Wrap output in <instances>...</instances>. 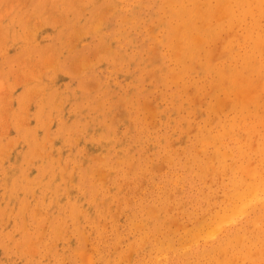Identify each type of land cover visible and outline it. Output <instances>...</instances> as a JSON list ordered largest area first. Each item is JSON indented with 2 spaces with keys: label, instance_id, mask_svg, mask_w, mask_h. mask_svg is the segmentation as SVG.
I'll return each mask as SVG.
<instances>
[{
  "label": "rangeland",
  "instance_id": "obj_1",
  "mask_svg": "<svg viewBox=\"0 0 264 264\" xmlns=\"http://www.w3.org/2000/svg\"><path fill=\"white\" fill-rule=\"evenodd\" d=\"M110 1V3L108 5V7H106V5L108 4V2ZM127 1V3H126ZM136 1H139L138 3H140L138 5V3ZM159 1V2H158ZM164 0H58V2H56L55 0H0V221H4V222H0V233H2V230H9V227H11V229L5 234L2 233L0 235V241L2 242V245L0 243V263L2 264H20L19 262H21V264H38L37 262H39V264H72V261L75 259L73 262V264H79L81 260V258L83 259H87L88 256L90 257V259L88 258L87 261H89V264H98L97 262H99V264H106V260L107 258L109 259L107 262V264H155V260L153 259V256H157L159 253V251H161L160 249H158L157 247H155V245L159 246L161 242H164L165 240H167L168 238H170V242L172 243V245L176 248V250L181 251V246L184 244V242L182 243V233L183 232V228H181L182 226H180V224L184 225V222L186 225H191L193 223L194 220H200L202 219V213H200V211L204 212L203 210V206L205 205V200L202 198V201L199 203L198 199L200 197H203L204 195H201L198 191L197 187H204L205 183H203L202 185H196L193 184L191 185V181L193 180H197L199 175H200V170H199V165H200V161H203L204 157L207 160V156L204 155V151L203 150V146L201 147V145L203 144V139L205 137V135H207V133L210 134V132H214L216 131V128L221 124L220 122H224L225 116H231V114H233V111L229 109V107L231 106L230 101L226 100L228 97H217L219 93H222L221 90L219 89L220 86L217 83L216 80V76H215V71L213 69H205L204 67L206 64H209L211 66L217 64L216 62H221L224 63L226 59L223 58H227L228 53L226 52L224 48V43L226 41V39H229L230 35H227V32L225 31V33H223L225 30L224 28L222 29V27L219 30L218 24L216 21V18L219 17H214L213 19L209 20L208 23L210 24V26H212V29L216 28V30H218L219 32L217 34L220 35H214V37H211L212 40L210 41L211 38H206V31H207V27H206V22H204L203 24V19L201 16H196L193 20L192 23L194 26L198 27L199 29V34L201 35V37H203L204 35V41L206 40L209 44V46H207L208 44L205 43L204 41H200V45H202V47H206L205 49L203 47V49L198 52H202V53H197L198 56H196L197 58L194 59H189V58H183L182 56L179 55L180 53V48L182 46V41H183V33L181 34V32L183 31L182 27H177L180 24V21L175 15V13L173 12L174 9L173 8H180V7H184V8H191V7H195L192 6L193 1L191 0H176V2L174 0H166L165 3H163ZM196 3L199 2L196 6V8H198L201 11H204L205 5H210L212 3H214V0H210L211 2H209V0H207L206 2H204L205 0H195ZM213 1V2H212ZM16 2V3H15ZM55 2V3H54ZM87 2V3H86ZM120 2V3H118ZM132 2L137 3V4H132ZM162 2V3H160ZM185 4L183 5L182 4ZM11 3V4H10ZM115 3V5H113ZM160 3V4H159ZM169 3V4H168ZM171 3V4H170ZM174 5H173V4ZM178 3H181L182 6ZM188 3V4H187ZM74 4V5H73ZM123 4V5H120ZM165 6H163V5ZM204 4V6H203ZM113 5V8L111 10V7ZM119 5V6H118ZM125 5V6H124ZM128 5V6H127ZM131 5V6H130ZM169 5H171V7L169 8ZM187 5V6H186ZM9 6V7H8ZM11 6V7H10ZM117 6V7H116ZM127 6V7H126ZM133 6V7H132ZM137 6V7H136ZM149 6V7H148ZM163 6V10L162 7ZM178 6V7H177ZM104 7V8H103ZM116 7V8H115ZM124 9H123V8ZM127 9H126V8ZM129 7H132L131 9ZM165 7H167L166 9H164ZM201 7V8H200ZM57 8V9H55ZM104 10H103V9ZM109 8V9H108ZM118 8V9H117ZM148 8V9H147ZM169 8V9H168ZM5 9H10L8 12H6ZM99 9H102L101 11ZM111 10V12L107 10ZM114 9V10H113ZM158 9V10H157ZM5 12H4V11ZM99 10V11H98ZM116 10V11H115ZM165 10V11H164ZM167 11H172L171 12H166ZM97 11V12H95ZM107 11V12H106ZM164 11V12H163ZM100 12V13H99ZM101 12H103V14H101ZM106 12V13H104ZM113 12V13H112ZM141 12V13H140ZM158 12V13H157ZM165 13L162 14L161 13ZM99 19H96V16ZM126 13H129V16H126V19L124 18L125 16H123L124 14L127 15ZM160 13V14H159ZM168 13V14H167ZM171 15H170V14ZM106 14V15H105ZM107 14L108 15L107 17ZM167 14V15H166ZM28 15V16H27ZM173 15V16H172ZM3 16V17H2ZM27 16V17H26ZM79 18H78V17ZM105 17L103 18V20H101V17ZM167 16V18H166ZM56 17V18H55ZM81 17V19H80ZM118 17V19H117ZM128 17V18H127ZM158 17H160L158 19ZM26 18V20H25ZM55 18V19H54ZM124 18L123 22L122 19ZM138 18V19H137ZM165 18V21H162V19ZM21 19V20H20ZM78 19V20H77ZM121 19V20H120ZM129 19V20H128ZM133 19V20H132ZM158 19V23H156ZM178 19L177 22H175ZM215 19V20H214ZM75 20V22H74ZM97 20L101 21L100 23V27L101 25H103L100 29L99 27H97L99 29V32H95L96 28H94L95 30L93 31V27H95L96 24H99L97 22ZM128 20V22H127ZM135 20V21H134ZM153 20V21H152ZM164 20V19H163ZM170 20V21H169ZM201 20V21H199ZM11 21V22H10ZM94 23H93V22ZM108 21V22H107ZM133 21V23H132ZM140 21V22H138ZM156 21V22H155ZM199 21V22H197ZM26 22V23H25ZM39 22V24H38ZM151 22V23H150ZM164 22V23H162ZM96 23V24H95ZM108 25H107V24ZM123 23V24H122ZM154 23V24H153ZM92 24L94 25L92 28H89L92 26ZM121 24V25H120ZM133 24V25H132ZM136 24H138V26H136ZM156 24V26H155ZM203 24V26H201ZM36 25V26H35ZM39 25V26H38ZM153 25V26H152ZM165 25V26H163ZM167 25V26H166ZM177 25V26H176ZM27 26V27H26ZM38 26V28H37ZM41 26V27H40ZM75 26H79L80 28V32H77L79 29ZM141 26V27H140ZM148 26V27H147ZM172 26V28H171ZM36 27V29H35ZM40 27V28H39ZM47 27V29H46ZM56 27V28H55ZM150 27H153V29L150 31ZM164 27V29H163ZM174 27V29H173ZM218 27V28H217ZM34 28V30L32 29ZM53 28V29H51ZM74 28V30H73ZM121 30H120V29ZM125 28V29H124ZM127 28V29H126ZM131 28V29H130ZM149 28V29H148ZM156 28V29H155ZM177 30L178 31H173V30ZM205 28V29H204ZM30 29V30H29ZM82 29V30H81ZM120 30L122 32V30L124 29V31L122 33H120V31L118 32V30ZM155 29V30H154ZM160 31H159V30ZM173 29V30H172ZM213 29V31H215ZM239 29V28H237ZM35 32H33V31ZM49 30V31H47ZM73 30V31H72ZM89 30V31H88ZM170 30V31H169ZM172 30V31H171ZM222 30V31H221ZM5 33H4V32ZM30 31V32H29ZM39 31V32H38ZM75 31V34H74ZM91 31V32H90ZM106 31V32H105ZM130 31V32H129ZM152 33L150 34L149 33ZM154 34H153V32ZM158 31V32H156ZM163 31V32H162ZM70 32L71 35L69 34ZM77 32V33H76ZM81 32L83 36H81ZM130 34H129V33ZM157 35H156V33ZM167 32V34H165ZM170 32V33H169ZM3 33L5 35H3ZM21 33V34H20ZM47 33V34H45ZM78 33L80 36H78ZM96 33V34H95ZM120 33V34H118ZM128 33V34H127ZM145 33V34H144ZM204 33V34H203ZM10 34V35H9ZM34 35V37H32ZM39 34L41 35L39 37ZM50 36H49V35ZM77 34V35H76ZM116 34V35H115ZM125 34V36H124ZM127 34V36H126ZM150 34V35H149ZM174 34V37H173ZM178 34V35H177ZM222 34V35H221ZM224 34V35H223ZM226 34V35H225ZM228 34H230V32H228ZM10 37H9V36ZM100 35V36H98ZM119 35V36H118ZM149 35V36H148ZM157 36V37H153L152 36ZM171 35V36H170ZM177 35V36H175ZM4 36L6 38H4ZM44 36V37H43ZM47 36H49L47 38ZM61 36V37H60ZM70 36V37H69ZM76 36V37H75ZM116 36V37H115ZM119 38H118V37ZM182 36V37H181ZM220 38L222 37V39L220 40ZM226 36H228V38H226ZM28 37V38H27ZM41 39L43 37V39ZM82 37V38H80ZM104 37V38H103ZM107 39H106V38ZM115 37V38H114ZM128 37V38H127ZM159 37L160 40H158L157 38ZM33 38V39H32ZM45 38V40H44ZM47 38V39H46ZM67 38V39H66ZM78 38V39H77ZM91 38V39H90ZM118 38V39H117ZM125 38V39H124ZM215 38V39H214ZM218 38V40H216ZM231 38V37H230ZM4 39V40H3ZM25 39V40H24ZM27 39L29 41H27ZM70 40V42H67L66 40ZM81 39V40H80ZM106 39V40H105ZM110 39V40H109ZM114 39V40H113ZM169 39V40H168ZM201 38H199L200 40ZM6 40V41H5ZM12 40V41H11ZM14 40V42H13ZM21 40H23V44L27 46L23 45ZM32 40V41H31ZM34 40H37L36 42H34ZM68 40V41H69ZM74 40V41H72ZM216 40V44H214V41ZM26 41V42H25ZM87 41V43H86ZM156 42V45L158 47L153 48L155 45H152L153 42ZM160 41V42H159ZM162 41V42H161ZM171 41V42H170ZM219 41V43H218ZM221 41V42H220ZM11 42V43H10ZM19 42V43H18ZM34 42V43H33ZM82 44H81V43ZM107 46H106V43ZM108 42H110L108 44ZM114 42V43H112ZM151 45H149L148 43ZM176 42V43H175ZM191 42H194L193 40H191ZM4 43V44H3ZM29 43V44H28ZM33 43V44H32ZM78 45H76V44ZM79 43V44H78ZM85 43V44H84ZM129 43V44H128ZM172 44V46L170 44ZM196 43V42H195ZM204 43V44H202ZM35 44V45H34ZM64 44V45H63ZM71 44V45H70ZM101 44L104 45V51H108V52H104L101 48ZM138 44V45H137ZM207 44V45H206ZM213 44V46L211 45ZM11 45V46H10ZM33 45V46H32ZM178 45V46H177ZM206 45V46H205ZM217 45V46H216ZM23 46V47H21ZM30 46V47H29ZM71 48H68V47ZM112 46V47H111ZM192 46H196V44H193ZM211 46V47H210ZM25 47V50H23ZM28 47V48H27ZM127 47V48H126ZM162 47V48H160ZM164 47V48H163ZM169 47V48H168ZM216 47V48H215ZM5 48V49H4ZM22 48V49H20ZM50 48V49H49ZM97 51H96V49ZM100 48V49H99ZM107 48V49H106ZM112 50H111V49ZM150 48V50H149ZM166 48V49H165ZM172 48V49H171ZM177 48V49H176ZM214 48V50H213ZM47 49H49V51H47ZM55 49V52L54 50ZM57 49V50H56ZM64 49V50H63ZM95 49V50H94ZM163 49V50H162ZM169 49V50H168ZM209 49V50H208ZM94 50V51H92ZM101 50L103 51L101 53ZM111 50V52H110ZM130 52H129V51ZM176 50V51H175ZM219 50V51H218ZM64 53H62V52ZM122 51V52H121ZM127 51V52H126ZM143 51V52H142ZM148 51V53H147ZM151 51H155L151 54ZM167 51L168 54H167ZM208 51H211L213 53H209ZM217 51V52H216ZM49 56H53L52 60L54 62L53 67H52V63L49 64V62L47 61L48 59L46 56L48 53ZM90 52V54H89ZM92 52V53H91ZM97 52V53H96ZM117 52V53H115ZM143 54H142V53ZM157 52V57H156V53ZM166 52V54H165ZM174 52H175V56H174ZM206 52V53H205ZM220 52V55H218ZM108 53V54H107ZM141 53V55H140ZM223 53V55H222ZM46 54V55H45ZM87 54L88 58H86L87 56L85 55ZM116 54H124V57L119 58L118 55ZM148 54V56H146ZM159 54V56H158ZM172 54V55H171ZM205 54V55H204ZM211 54V55H210ZM214 54V55H213ZM45 55V56H44ZM56 55V56H55ZM81 55V56H80ZM84 55V56H83ZM117 58H115L116 56ZM154 57L156 59H152L151 56ZM222 55V56H221ZM56 58H55V57ZM61 56V57H59ZM92 56V57H91ZM172 56V57H171ZM200 56V57H199ZM211 57V59L209 57ZM226 56V57H225ZM79 57V58H77ZM82 61L87 62V64L85 62L82 63ZM95 57V58H94ZM99 57L101 59H99ZM150 57V58H149ZM164 57V58H163ZM217 57V60L215 61L214 59ZM6 58L7 60L4 61ZM46 58V59H44ZM76 58V59H75ZM93 58V59H92ZM109 58V59H108ZM207 60H206V59ZM44 59V60H43ZM50 59V57H49ZM71 59V62H69ZM75 59V61H74ZM80 59V60H79ZM99 59V60H98ZM173 59V60H172ZM201 59L200 62L198 60ZM210 59V62H209ZM219 59V60H218ZM222 59V60H221ZM52 60L50 59V62H52ZM80 61L81 64L78 65ZM168 60V62H167ZM169 60H172L169 61ZM176 60V61H174ZM188 60V61H187ZM192 63H191V61ZM208 62H206V61ZM90 61V62H89ZM95 62V64H92V62ZM100 61H104L103 63ZM123 61V62H122ZM132 61V62H131ZM177 61L178 64L180 63V65H177ZM196 61V62H194ZM93 62V63H94ZM149 62V63H147ZM151 62V63H150ZM170 62V64H169ZM175 62V63H174ZM56 63V65H55ZM187 63H189L187 65ZM193 63L195 64L193 66H191V64L193 65ZM47 64V65H46ZM82 64H86L83 65ZM91 64V65H90ZM97 64V65H96ZM108 64V65H107ZM146 64V65H145ZM75 65L81 67L76 69ZM100 65V66H99ZM175 65V66H174ZM44 66V67H43ZM91 68H90V67ZM95 66V67H94ZM130 66V67H129ZM140 66V67H139ZM145 66V67H143ZM154 66V67H153ZM163 70H162V67ZM170 66V67H169ZM177 66V67H176ZM71 67V68H70ZM83 67V68H82ZM85 67V68H84ZM89 67V68H88ZM94 67V68H93ZM98 67V68H97ZM107 67V68H106ZM110 67V68H109ZM114 67V68H113ZM166 67V68H165ZM169 67V68H168ZM199 69H197V68ZM49 68V69H47ZM113 70H112V69ZM170 68H173L174 70L176 69L175 74H173L172 72L174 70ZM183 68V69H182ZM191 68V69H188ZM202 68V69H201ZM53 69V70H52ZM76 69V70H74ZM108 69V70H107ZM124 69V70H123ZM145 69V71H144ZM154 69L152 72L150 70ZM193 69L195 71H193ZM55 70V71H54ZM75 72H74V71ZM79 70V72L77 73V71ZM98 70V71H97ZM179 70V71H178ZM181 70V71H180ZM187 70V71H186ZM190 70V71H189ZM51 71V72H49ZM85 71V73H84ZM101 71V73H100ZM104 71V72H103ZM150 71V73H148ZM155 71H157V75L155 76ZM197 71V72H196ZM201 71V72H200ZM206 71V72H205ZM6 72V73H4ZM32 72V73H31ZM59 72V73H58ZM117 72V73H116ZM162 74H161V73ZM192 72H194L195 74H193ZM208 72V74H206ZM214 73L211 75V73ZM50 73V74H49ZM57 73V74H56ZM104 74L100 75V74ZM119 73V74H118ZM180 73V76H179ZM203 73V74H202ZM206 75H205V74ZM6 74V75H5ZM63 74V75H62ZM96 74V75H95ZM99 74V75H98ZM126 74V75H125ZM131 74V75H130ZM143 74H149V75H144ZM165 74V75H164ZM173 76H177L176 77H172ZM49 77H48V76ZM106 75V76H105ZM159 75V76H158ZM170 75V76H168ZM184 75V76H183ZM187 75V76H186ZM202 75V76H201ZM211 75V76H210ZM26 76V77H25ZM55 76V77H54ZM57 76V78H56ZM111 76V77H110ZM114 76V77H113ZM132 76V77H131ZM186 76V77H185ZM194 77L195 82L197 83H202V87H200V84H197L193 81ZM196 76V78H195ZM214 76V77H213ZM44 77V78H43ZM47 77V78H46ZM53 80H52V78ZM92 77V79H91ZM96 77V78H95ZM104 77V78H103ZM158 77V78H157ZM170 77V78H169ZM172 77V78H171ZM181 77V78H180ZM200 77V79H199ZM46 78V80H45ZM56 78V79H54ZM65 78V79H64ZM98 78V79H97ZM102 78V79H100ZM115 78V79H114ZM152 78V79H151ZM169 78V79H168ZM176 78V79H174ZM188 80H191L187 81ZM44 79V80H43ZM51 82H49L48 81ZM62 79V80H61ZM64 79V80H63ZM93 79L95 80V83L93 82ZM97 79V80H96ZM100 79V80H99ZM114 81H112V80ZM158 79V81H157ZM168 79V80H167ZM172 79V80H171ZM174 79V80H173ZM183 79V80H182ZM213 79V81L211 80ZM37 82H36V81ZM122 82H121V81ZM126 80V81H125ZM130 80V82H129ZM167 80V81H166ZM177 80V81H176ZM199 80V81H198ZM201 80V81H200ZM205 80V81H204ZM207 80V81H206ZM214 83V85L210 84L212 83L211 81ZM2 81V82H1ZM48 81V82H47ZM55 81V82H53ZM97 81V83H96ZM110 81V82H109ZM112 81V82H111ZM153 81V82H152ZM174 82L176 84V82H178L176 85L172 82ZM216 81V82H215ZM27 82V84H26ZM31 82V83H30ZM58 82V83H57ZM65 84H64V83ZM88 82H91L90 84ZM102 82V85L101 83ZM162 82V83H161ZM170 82V83H169ZM185 82V84H184ZM207 82V83H205ZM210 82V83H209ZM56 83V84H55ZM62 83V85H61ZM88 83V85H87ZM137 83V84H136ZM146 87H145V84ZM151 83V84H150ZM154 83V84H153ZM160 83V84H159ZM186 83L188 85H186ZM52 84V85H51ZM55 84V85H53ZM91 84L96 85L93 89V87L91 86ZM175 86H174V85ZM40 85V86H39ZM51 85V86H50ZM59 85V86H58ZM65 85V86H63ZM102 88H101V86ZM121 85V86H120ZM124 85V86H123ZM131 85V86H130ZM163 85V86H161ZM171 85V86H170ZM208 85L209 88L207 87ZM31 86V87H30ZM35 92L33 91L34 88ZM44 86V87H43ZM57 86V87H56ZM130 86V87H129ZM139 86V87H138ZM148 86V87H147ZM168 86V87H165ZM184 91L187 90V92L185 93ZM199 86V87H198ZM30 87V89H29ZM76 87V88H75ZM134 87V88H132ZM156 87V89H155ZM173 87V88H172ZM178 87V88H177ZM194 89H193V88ZM204 87V88H203ZM29 90H28V89ZM70 88V90H69ZM73 88V89H72ZM79 90H78V89ZM91 88V91L90 89ZM125 88V89H124ZM127 88V89H126ZM131 88V89H130ZM142 90H141V89ZM166 88V89H164ZM171 91H168L170 90ZM181 88V89H180ZM190 88V89H189ZM192 88V89H191ZM207 88V90H206ZM26 89L28 94L30 92L33 91L32 94H35L36 97H30V94L26 95ZM43 89V90H42ZM48 89V90H47ZM110 89V91H109ZM137 89V91H136ZM140 89V90H139ZM174 89V90H173ZM201 89V90H199ZM205 89V90H204ZM217 89V90H216ZM31 90V91H30ZM39 90V91H38ZM128 90V91H127ZM133 90H135V92L133 93ZM179 90V92H178ZM182 90L184 93H182ZM43 91V92H42ZM63 91V92H61ZM68 91V92H67ZM75 91V92H73ZM95 91V92H94ZM121 91V93H120ZM126 91V92H125ZM173 91V92H172ZM188 91L190 93H188ZM203 91V93H201ZM206 93H205V92ZM215 91V92H214ZM218 94H217V92ZM37 92V94H36ZM42 92V93H41ZM56 92V94H55ZM125 92V94H124ZM153 92V94H152ZM171 92V93H170ZM25 93V94H24ZM58 93V94H57ZM62 93V94H60ZM69 93V94H68ZM129 93V97L126 99V97L128 96ZM133 93V94H132ZM159 93V95H157ZM165 93V94H164ZM167 93V94H166ZM192 93V94H191ZM193 93H196L195 95ZM197 93L199 95H197ZM24 94V97L23 95ZM31 94V95H32ZM55 94V95H54ZM97 94V95H96ZM120 94H124V99H121L122 102L124 101V103L121 102V100L119 99L121 97ZM182 94V95H181ZM187 94H189V97H187ZM204 94L206 96H204ZM223 94V93H222ZM43 95V96H41ZM58 95V97H57ZM111 95V96H110ZM113 95V96H112ZM139 95V96H138ZM141 95V96H140ZM149 95V96H147ZM154 95V96H153ZM157 95V96H156ZM181 95V96H180ZM190 95H194L191 96ZM200 95H202L200 97ZM210 95V96H209ZM29 96V97H28ZM34 96V95H32ZM72 96V97H71ZM120 96V97H119ZM123 96V95H122ZM132 96V97H131ZM137 96V97H136ZM152 96V97H151ZM156 96V97H155ZM168 96V97H166ZM185 96V97H184ZM27 97L29 99H27ZM69 97V98H68ZM143 97H146V101H140V99H143ZM157 98V100H155L154 98ZM161 99H160V98ZM180 97V98H179ZM197 97V98H195ZM209 97V99H208ZM43 98V99H41ZM53 98V100H52ZM64 101H62L61 99ZM78 98V99H77ZM104 98V99H103ZM115 98V99H114ZM118 98V99H117ZM122 98V97H121ZM131 98V99H130ZM139 98V99H138ZM191 99L188 100V99ZM201 100H200V99ZM207 100H206V99ZM30 99H32L30 101ZM59 99V100H58ZM68 99V100H67ZM106 99V100H105ZM130 99V100H129ZM147 99H151L149 101H147ZM152 99L154 101V103L152 102ZM166 99V100H164ZM173 99V100H172ZM176 101H175V100ZM183 99V101L181 100ZM213 99V100H212ZM218 99V100H217ZM223 99V100H222ZM58 100V101H57ZM67 100V101H66ZM129 100V102L127 101ZM135 103H133V101ZM144 100V99H143ZM194 100V101H192ZM200 101V105L199 102ZM215 100H217L218 104L220 103V105H218ZM222 100V102H220ZM225 100V101H224ZM69 101V102H68ZM100 101V102H98ZM106 101V102H105ZM126 101V102H125ZM156 101H158L156 103ZM162 101V103H161ZM212 101V103L210 104V107L213 108L210 109V107L206 104L208 102ZM228 101V103L226 102ZM26 102V103H25ZM32 102V103H31ZM61 102V104H60ZM98 102V103H97ZM119 102V103H118ZM143 102L145 103V105L143 106ZM149 102V103H148ZM167 102V103H165ZM172 103L171 105L169 104ZM186 102V104H185ZM196 102V103H195ZM198 102V104H197ZM209 102V103H210ZM24 103V104H23ZM55 103V104H54ZM65 103V104H64ZM70 103V104H69ZM111 103H113L111 105ZM118 103V104H117ZM148 103V104H147ZM151 103V104H150ZM183 103V104H182ZM208 103V104H209ZM223 103V104H222ZM29 104V105H28ZM54 104V105H53ZM99 104V106L97 105ZM121 104V105H120ZM147 104V105H146ZM153 104H156V107L158 109L159 107V111L157 112L155 109V106H153ZM165 104V105H164ZM189 104V105H188ZM197 104L199 108H195ZM203 104L207 105L209 108L207 109V106H203ZM217 104V105H215ZM24 105V106H23ZM45 105V108H44ZM64 105V106H63ZM81 105V106H80ZM123 105V106H122ZM140 105V106H139ZM177 105V106H176ZM183 105V106H182ZM202 105V106H201ZM228 105V107H227ZM52 106V107H51ZM60 106V107H59ZM76 106V107H74ZM105 106V108H104ZM122 106V107H121ZM128 106V107H127ZM130 106V107H129ZM148 106V108H147ZM163 106L165 108V110L163 109ZM215 106V107H213ZM227 108H226V107ZM35 107V108H34ZM73 107V108H71ZM78 107H81V109ZM96 107H98V109H96ZM111 109H110V108ZM142 107V108H140ZM152 107V108H151ZM169 107V108H168ZM173 109H172V108ZM192 107V108H191ZM205 107V108H203ZM33 108V109H32ZM64 108V109H63ZM123 108V109H122ZM131 108V109H130ZM139 108V109H138ZM147 108V109H146ZM180 108V109H179ZM190 108V109H189ZM196 109L193 112V109ZM226 108V109H225ZM232 108V107H231ZM53 109V110H52ZM84 109V110H83ZM144 110V115L142 116V112ZM152 109V110H150ZM183 109V110H181ZM224 109V110H222ZM229 109V110H228ZM16 116V121H14L15 117L14 113ZM81 110V111H80ZM128 113V115H126V113ZM164 110V111H163ZM169 110V112H168ZM175 110V112L173 111ZM207 110V111H206ZM210 110V111H209ZM78 111V112H77ZM83 111V113H82ZM121 111H123L121 113ZM139 111V112H138ZM156 111V112H155ZM178 111V112H177ZM180 111V112H179ZM188 111V112H187ZM192 111V112H191ZM201 111V113H200ZM212 111V113H210ZM220 111V112H219ZM231 111V112H230ZM75 112V113H74ZM105 112V113H104ZM107 112V115H106ZM147 112V114H145ZM149 112L151 114L156 115L157 117H154L153 115L149 114ZM167 112V113H166ZM199 112V113H198ZM217 112L218 116L215 115ZM29 113V114H28ZM65 113V114H64ZM70 113V114H68ZM100 113V114H99ZM120 113V114H119ZM125 113V114H124ZM156 113V114H155ZM159 113V114H158ZM176 115H175V114ZM195 116H194V114ZM198 113V114H197ZM227 113V114H226ZM8 114V115H7ZM27 114V115H26ZM67 114V115H66ZM81 114V115H80ZM114 114V115H112ZM129 114L131 117H129ZM162 114V115H161ZM187 114V115H185ZM210 114V115H209ZM213 114V115H212ZM20 115V118H18ZM34 115V116H32ZM60 115V116H57ZM76 115V116H75ZM84 117H83V116ZM120 115V116H119ZM122 115H124V117L122 118ZM134 115V117H132ZM147 115V116H146ZM150 115V116H149ZM189 115V116H188ZM213 117H212V116ZM222 117H221V116ZM126 116V117H125ZM153 116V117H151ZM169 116V117H168ZM217 118L215 120H213L214 117ZM220 116V119L218 118ZM25 117V118H24ZM33 117V118H32ZM56 117V118H55ZM60 117V118H59ZM113 117V118H112ZM118 117L120 118L118 120ZM137 117V118H136ZM145 117V120H143ZM151 117V119L149 118ZM163 117H165V119H163ZM209 117L208 121H211L209 123L206 124V120ZM212 117V118H211ZM224 117V118H223ZM24 118L22 120V122L24 123H20L21 119ZM87 118V119H86ZM95 118V119H94ZM99 118L101 119L99 120ZM108 118V120H107ZM133 118V119H132ZM155 120L157 121H154ZM192 118V119H191ZM196 118V119H195ZM200 118V119H199ZM206 118V119H204ZM20 119V120H19ZM68 119V120H67ZM90 119V120H89ZM114 120V121H111ZM134 119H138V120H134ZM149 119V120H147ZM174 121H173V120ZM182 121H180V120ZM205 121H204V120ZM211 119V120H210ZM11 120V121H10ZM28 120V121H25ZM36 120V122H35ZM58 120V121H57ZM107 120V121H106ZM118 120V121H117ZM121 120V121H120ZM131 120V121H129ZM135 122H134V121ZM147 120V122H146ZM159 120L161 122H159ZM170 121V122H166ZM185 120V121H184ZM194 120V121H193ZM196 120V121H195ZM203 120V122H202ZM220 120V121H219ZM7 121V122H6ZM9 121V122H8ZM55 121V122H54ZM70 121V122H69ZM90 121V123H88ZM93 121V122H92ZM100 121V123H99ZM107 122L105 124V122ZM184 121V122H183ZM188 121V122H186ZM198 121V122H197ZM215 121V123H214ZM217 121V122H216ZM51 122V123H50ZM85 122V123H84ZM102 122L104 123V126L102 124ZM112 122V125L110 124ZM116 122V123H115ZM120 122V123H119ZM123 122V123H121ZM129 122V123H128ZM146 122V123H145ZM152 123L151 128H150V123ZM165 122V123H163ZM183 124H182V123ZM197 122V124H196ZM6 123V124H5ZM9 123V124H7ZM31 123V124H30ZM50 123V124H48ZM79 123V124H78ZM95 123V124H94ZM132 123V124H131ZM145 123V124H144ZM191 125H190V124ZM142 124L144 126H142ZM156 124V125H154ZM164 124V125H163ZM171 124V125H170ZM174 127H173V125ZM185 124V125H184ZM188 124L190 125L188 127ZM194 124L199 125V126H194ZM4 125V126H3ZM51 125V126H50ZM79 125V126H78ZM83 125V126H82ZM98 125V126H96ZM104 128V133H103V128ZM149 127H148V126ZM182 125V126H181ZM213 127H210L212 126ZM217 125V126H216ZM10 126V127H8ZM13 126V128H12ZM96 126V127H95ZM117 126V127H116ZM120 126V127H119ZM129 126V127H128ZM172 128L170 130V128ZM179 128H178V127ZM185 128H184V127ZM201 126V127H200ZM48 127V128H47ZM52 127V128H51ZM80 127V128H79ZM83 127V128H82ZM89 129H88V128ZM113 127V129H112ZM116 127V128H115ZM176 127V129H175ZM191 127V128H190ZM198 130L195 131L197 128ZM202 128L201 130H199L200 128ZM210 127V128H209ZM5 128V131H3ZM37 128V129H36ZM47 128V129H46ZM82 128V129H81ZM110 128V129H109ZM119 128V129H118ZM128 128L130 130H128ZM138 128V129H137ZM178 128V129H177ZM190 128V129H189ZM204 128H206V130H204ZM213 128V130H212ZM13 129V130H12ZM54 129V130H53ZM100 129V130H99ZM108 129V130H107ZM150 129V130H149ZM189 129V131H188ZM37 130V131H36ZM88 130V131H86ZM96 130V131H95ZM98 130V131H97ZM107 130V131H106ZM153 130V131H152ZM158 130V131H157ZM165 130L168 132L165 133ZM180 130V132H178ZM2 131L4 133H2ZM7 131V132H6ZM16 131V132H15ZM59 131V132H58ZM83 131V132H80ZM114 131V132H113ZM120 131V132H119ZM157 133H156V132ZM174 131V132H173ZM195 131V132H194ZM203 131V132H202ZM6 132V133H5ZM65 132V133H64ZM93 132V133H92ZM95 132V133H94ZM102 134H101V133ZM127 132V133H126ZM154 132V133H151ZM162 132V133H161ZM164 132V133H163ZM172 132V133H171ZM202 132V133H200ZM212 132V133H213ZM9 133V134H7ZM41 133V134H40ZM73 133V134H72ZM78 133V134H77ZM84 133V134H83ZM87 134H90L89 138ZM100 135H99V134ZM120 133V134H119ZM156 133V134H155ZM193 133V134H192ZM6 134V136H5ZM81 134V135H80ZM95 134H97V138H95ZM104 134V135H103ZM119 139H123V140H119L117 138V136ZM160 134V135H158ZM165 134V135H163ZM191 134V135H190ZM200 134L202 136H200ZM30 135V136H29ZM56 135V136H55ZM103 135V137L101 136ZM123 135V136H122ZM150 135V136H149ZM180 137H179V136ZM23 136V137H21ZM67 136V137H66ZM78 138H77V137ZM81 136V137H80ZM99 136V138H98ZM102 139H101V137ZM116 136V137H115ZM120 136V137H119ZM142 136H144L142 138ZM157 136V139H155ZM169 136V137H168ZM177 136V137H176ZM185 136H188L185 137ZM191 136V137H190ZM197 136V137H196ZM243 136V134H242ZM41 137V138H40ZM52 137V138H51ZM54 137V139H53ZM112 137V138H111ZM116 140H115V138ZM149 137V138H147ZM153 137V138H152ZM172 137V138H171ZM186 141H185V138ZM201 137V138H199ZM28 138V139H27ZM40 138V139H39ZM47 138V139H46ZM51 138V139H50ZM59 138V140H58ZM84 138V139H83ZM86 138V139H85ZM104 138V140H103ZM106 138V139H105ZM162 138V139H161ZM168 138V139H167ZM177 138V139H176ZM181 138V139H180ZM196 138L198 139V142H196ZM11 139V140H10ZM20 139V140H19ZM39 139V142H38ZM44 139V140H42ZM50 139V140H49ZM53 139V140H52ZM78 139V140H77ZM100 139V140H99ZM113 139V140H112ZM136 139V140H135ZM156 141H155V140ZM180 139V140H179ZM193 139V140H192ZM24 140V141H23ZM32 142H29V141ZM115 140V141H114ZM127 140V141H126ZM166 140V141H164ZM172 140V142H171ZM174 140V141H173ZM176 140V141H175ZM184 140V141H183ZM190 140H192L191 142H189ZM9 141V143H8ZM11 141V143H10ZM18 141V142H17ZM23 143H22V142ZM44 144H43V142ZM77 141V142H76ZM91 143H89V142ZM125 141V142H124ZM139 141V142H137ZM141 141V142H140ZM146 141H148V143H146ZM45 146H42V144ZM83 144H82V143ZM99 142V143H98ZM112 142L114 144H112ZM131 144H130V143ZM155 142V144L153 145V143ZM164 142V143H163ZM179 142V143H178ZM184 144H181V143ZM201 142V143H199ZM10 146H7L8 144ZM17 143V144H16ZM32 143V144H31ZM34 143V144H33ZM40 143V145L38 146V144ZM80 143V144H79ZM96 146H95V144ZM102 143V144H101ZM109 143V145H108ZM111 143V144H110ZM122 143V144H121ZM139 143V144H138ZM144 143V144H143ZM146 143V144H145ZM163 143V144H162ZM169 143V144H167ZM172 143V144H171ZM189 143V144H188ZM196 143V145H194ZM7 144V145H6ZM76 144V145H75ZM79 144V145H77ZM85 144V145H84ZM94 144V146H93ZM100 147H99V145ZM135 144V145H134ZM148 144V146H147ZM162 144V145H161ZM175 144L178 146L176 147ZM181 144V145H180ZM191 144V145H190ZM200 144V145H199ZM31 145V146H30ZM53 145V146H52ZM55 145V146H54ZM72 146V147H69ZM84 145V147H83ZM104 147H103V146ZM118 145V146H117ZM134 145V146H133ZM153 145V146H151ZM168 145V147L172 150H168L166 148V146ZM174 145V146H173ZM183 145V146H182ZM198 145V146H197ZM15 146V147H14ZM36 146V148L34 147ZM87 146V147H86ZM109 146H111V148H109ZM152 148H151V147ZM155 146L157 148H155ZM162 146V149H161ZM183 147V150L185 148V150L183 151L181 147ZM194 146V147H193ZM23 147V148H22ZM27 147V148H26ZM47 147V148H46ZM68 147V148H67ZM116 149L114 151V148ZM121 147V148H118ZM123 147V148H122ZM134 147V148H132ZM137 147V148H136ZM140 147V150H139ZM148 147L150 149H148ZM156 149H154V148ZM160 147V148H159ZM165 147V149H163ZM173 147V149H172ZM192 147V148H191ZM209 146H207L206 149ZM25 148V149H24ZM62 148V149H61ZM66 148V149H65ZM69 148H71V150H69ZM84 148V150H83ZM146 148V149H144ZM177 148V149H176ZM202 148V149H201ZM6 149V150H5ZM14 149V150H13ZM38 149V150H36ZM65 149V151L63 150ZM90 149V150H89ZM121 149V152H120ZM126 149V150H125ZM168 151H167V150ZM177 154H176V152ZM24 150V151H23ZM44 150V151H43ZM97 150H99L97 152ZM105 152H104V151ZM108 150V151H107ZM130 150V152L128 151ZM132 150V151H131ZM140 152H139V151ZM145 152H144V151ZM161 150H163V152H161ZM179 150V151H178ZM195 153L194 154V152ZM7 151V153H5ZM11 151V152H10ZM14 151V152H13ZM25 151L27 152V154H25ZM36 151V152H35ZM48 151V152H47ZM70 151V152H69ZM84 151V152H83ZM88 151V152H87ZM114 151V152H112ZM148 151V152H147ZM167 151V152H165ZM194 151V152H193ZM2 152V153H1ZM23 152V153H22ZM40 152V153H39ZM44 152V153H43ZM47 152V153H46ZM55 152V153H54ZM57 152V153H56ZM86 152V153H85ZM95 152V153H94ZM103 152V154L101 153ZM112 152V153H111ZM119 155H117V153ZM124 152H126L125 154H123ZM147 152V153H146ZM156 152V153H155ZM170 152V153H169ZM172 152V154H171ZM175 152V153H174ZM200 152V153H199ZM62 153V154H61ZM88 153L90 155H88ZM92 153V154H91ZM102 154L99 155V154ZM108 153V154H107ZM128 153V155L130 157H128V155H126ZM133 156H131V154ZM140 153H144V155L140 154ZM152 153V154H151ZM163 153V154H162ZM167 153V154H166ZM178 153L180 155H178ZM187 153V154H186ZM203 156L200 157L202 154ZM6 156H5V155ZM13 154V155H12ZM23 154V155H22ZM41 154V155H40ZM49 154V155H48ZM53 154V155H51ZM61 154V156L59 155ZM67 154V155H66ZM93 154H97V158L99 159L98 161L96 160V157H94ZM105 154V155H104ZM149 154V155H148ZM153 155L152 157L150 156ZM189 154V155H188ZM191 154V155H190ZM194 154V155H192ZM4 155V156H3ZM21 155V156H20ZM25 155V156H24ZM43 155H46L45 157ZM107 155V156H106ZM113 155V156H112ZM138 155V157H137ZM147 155V156H146ZM161 155V156H160ZM167 157H165V156ZM176 155V156H175ZM178 155V156H177ZM187 155V157H186ZM4 157V158H1ZM9 156V157H8ZM36 156V158H35ZM48 156V157H47ZM58 156V157H56ZM60 156V157H59ZM99 156V157H98ZM111 156V158H109ZM115 156V158H114ZM121 156V157H120ZM124 156V157H122ZM144 156V157H143ZM150 158H149V157ZM162 158L160 160V157ZM163 156V157H162ZM190 156V158H189ZM193 156V157H192ZM195 156V157H194ZM199 159H196L198 158ZM34 157V158H33ZM44 157V158H43ZM50 157V159H49ZM68 157V158H67ZM85 157V159H84ZM118 157H120L118 160ZM134 159H132V158ZM140 157V158H139ZM148 157V158H147ZM158 157V158H155ZM172 157V158H171ZM181 157H183L181 159ZM16 158V159H15ZM31 158V159H30ZM60 158V159H59ZM70 158V159H69ZM73 158V159H72ZM108 158V159H107ZM136 158V159H135ZM147 158V159H146ZM152 158V159H151ZM6 159V160H5ZM41 159V161H39ZM52 159V160H51ZM62 159V161H61ZM69 159V160H68ZM104 159V161H103ZM112 161H109L111 160ZM117 159V160H116ZM124 159V160H122ZM126 159V160H125ZM131 159V160H130ZM140 159V160H139ZM142 159V160H141ZM174 159V160H172ZM180 159V160H179ZM185 159V162L184 160ZM192 159H195V161H193ZM3 160V162H2ZM5 160V161H4ZM15 160V161H14ZM44 160V161H43ZM87 163H86V161ZM107 160V161H105ZM122 160V161H121ZM130 160V161H128ZM133 160V161H132ZM135 160V162H134ZM153 160V164L151 163ZM160 162H159V161ZM169 160V161H168ZM198 160V161H197ZM228 162H230V159L228 158ZM61 161V162H59ZM67 166L66 165V163ZM119 161V162H118ZM126 161H128L127 164ZM137 161V162H136ZM140 161V162H139ZM183 161V162H182ZM2 162V164H1ZM15 162V163H13ZM43 162V163H40ZM59 162V163H58ZM81 162V163H80ZM103 162H105L103 164ZM109 162V165L111 164V162H113V165L110 167L107 163ZM122 162V163H121ZM143 162V163H142ZM151 163V169L150 168V164ZM170 162V163H169ZM179 162V164H178ZM182 162V163H181ZM195 162V163H194ZM197 162V163H196ZM199 162V163H198ZM5 163V164H4ZM8 163V164H7ZM11 165H10V164ZM73 166H72V164ZM86 163V164H85ZM95 163V164H92ZM118 163V167L114 165H117ZM125 164V167L124 164ZM134 163V164H133ZM144 163L146 165H144ZM166 165H164V164ZM186 163V164H185ZM16 164V165H15ZM35 164V165H33ZM38 164V165H37ZM63 164V165H61ZM88 165L87 168H83V165ZM90 164V165H89ZM97 164V165H96ZM99 164V165H98ZM102 166H101V165ZM149 164V165H148ZM159 164V165H156ZM181 164V165H180ZM196 164V165H195ZM199 164V165H198ZM6 166L5 168H3L4 166ZM10 165V166H9ZM122 165V166H121ZM142 167H141V166ZM165 167H163V166ZM177 165V166H176ZM3 166V167H2ZM13 166V168H12ZM32 166V167H31ZM56 166V167H55ZM101 166V167H99ZM105 166V167H104ZM107 166V167H106ZM114 166V167H113ZM127 166V167H126ZM190 166V167H189ZM110 167V169H108ZM120 167V169L122 170H118ZM140 167V169H139ZM144 167H145V171H144ZM147 167V168H146ZM57 168V169H56ZM65 168V170H63ZM72 168V169H71ZM76 170H75V169ZM79 168V169H78ZM125 168V169H124ZM128 168V169H127ZM158 168V169H157ZM161 171H159L160 169ZM5 169V170H4ZM10 169V170H9ZM15 169V170H14ZM82 171H81V170ZM86 169V171H85ZM108 169V170H107ZM113 169V170H111ZM115 169V171H114ZM127 169V171H126ZM137 169V170H136ZM148 169V170H146ZM155 169V170H154ZM54 170V171H53ZM56 170V173H55ZM91 170V171H90ZM98 170V171H96ZM125 170V171H123ZM136 170V171H135ZM141 170H143L141 172ZM157 170V171H156ZM180 170V171H179ZM205 170V169H204ZM204 170L202 172H204ZM3 171V172H2ZM9 171V172H7ZM12 171V172H11ZM16 171V172H15ZM53 174H51V172ZM63 171V172H62ZM74 171V172H73ZM79 171V172H78ZM85 171V173L83 172ZM93 173V174H91ZM93 171V172H92ZM96 171V172H95ZM107 171V172H106ZM129 171V172H128ZM138 171V172H137ZM153 171V172H152ZM170 173H169V172ZM173 171V172H172ZM177 171V172H176ZM34 172V173H33ZM50 172V173H49ZM58 172V173H57ZM59 172L61 173L59 175ZM81 172V174H80ZM117 172V173H116ZM120 172V173H119ZM128 172V173H127ZM140 172V173H139ZM172 172V173H171ZM177 175H176V173ZM178 172L179 175H178ZM190 172H194V173H190ZM5 177H2V174ZM26 173H28V175H26ZM33 173V175L31 174ZM62 173L65 175H62ZM96 175H95V174ZM104 173H106L104 175ZM139 173V174H137ZM153 173V174H152ZM157 173V174H156ZM196 173V174H195ZM31 174V175H30ZM50 174V176L47 175ZM58 174V175H57ZM67 174L72 175L73 176H67ZM80 174V175H79ZM89 174V175H88ZM90 174L92 175V177L90 176ZM99 174H103L100 175ZM137 174V175H136ZM146 174V175H144ZM150 176H149V175ZM26 175V176H25ZM46 175V176H45ZM54 177H53V176ZM77 175H79V178ZM86 175V176H84ZM175 175V176H173ZM81 176V177H80ZM88 176V177H87ZM90 176V177H89ZM99 176V177H98ZM106 176V177H105ZM119 176V177H118ZM136 176V178H135ZM143 176V177H142ZM145 176V177H144ZM178 176V177H177ZM45 177V178H44ZM53 177V179H52ZM68 177V178H66ZM70 177V179H69ZM93 177L95 179H93ZM102 177L104 178V180L102 179ZM150 177V178H149ZM173 177V178H172ZM180 177V178H179ZM3 178L5 180H3ZM8 180H7V179ZM41 178V179H40ZM52 180H51V179ZM76 178V179H75ZM87 178V181H86ZM93 179V184L96 187L95 189L92 188L91 186V180ZM108 178V179H107ZM131 178H133L131 180ZM149 178V179H148ZM168 178H171L168 179ZM178 178V179H175ZM57 179V180H56ZM78 179V180H77ZM101 181H100V180ZM116 179V180H115ZM136 179V180H135ZM145 181H144V180ZM147 179V180H146ZM152 179V180H150ZM180 179V180H179ZM33 180V181H32ZM38 182H36V181ZM43 180H46V182H44ZM54 180V181H53ZM67 180V181H66ZM70 180V182H69ZM75 180V181H73ZM89 180V181H88ZM100 182H99V181ZM118 180V181H117ZM127 180V181H126ZM129 180V181H128ZM134 180V181H133ZM159 180V181H158ZM166 180V181H165ZM184 180V181H183ZM205 182L208 184L210 182V175L207 174L204 178ZM207 180V181H206ZM26 181V182H25ZM28 181V182H27ZM37 183H35V182ZM86 181V182H85ZM110 181V182H109ZM119 181L121 186L119 185ZM124 183V181H126V183ZM131 181V183H130ZM133 181V182H132ZM152 181V182H150ZM173 181V182H172ZM33 182V185L30 183ZM50 182V183H49ZM61 182V184H60ZM68 182V183H67ZM73 182V183H72ZM96 182H99V184ZM103 182V184H102ZM155 182V183H153ZM160 182V183H159ZM167 182V183H166ZM6 183V184H5ZM11 183V184H10ZM15 185H14V184ZM35 183V184H34ZM70 183V184H69ZM72 183V184H71ZM141 183V184H140ZM148 183V184H147ZM150 183V184H149ZM153 183V184H152ZM164 183V184H163ZM170 186H169V184ZM174 183V185H173ZM46 184V185H45ZM51 184V187H50ZM78 186L76 187L75 186ZM86 184H90L89 188L87 190ZM108 184L111 186H108ZM123 184V185H122ZM131 184V187H129ZM140 184V185H138ZM159 184V185H158ZM163 184V185H162ZM64 185V186H62ZM67 185V186H66ZM70 185V187H69ZM73 185V186H72ZM99 185V186H98ZM107 185V186H105ZM125 185V186H124ZM129 185V186H127ZM134 185V186H133ZM137 185V186H136ZM145 187H144V186ZM172 185V186H171ZM49 186V187H48ZM62 186V188H61ZM121 190H119V188ZM124 186V187H123ZM140 186L136 191V187ZM142 186V187H141ZM174 186V188H173ZM212 187H215L213 185H211ZM27 187V188H26ZM40 187V188H39ZM58 187V188H57ZM67 191H66V189ZM74 187V188H73ZM82 187V189H81ZM99 187V188H98ZM127 187V188H126ZM158 187V188H157ZM181 187V188H180ZM61 188V190H60ZM76 188V189H75ZM107 188V189H105ZM126 188V189H125ZM148 188V189H147ZM166 188V190H165ZM179 188V189H178ZM39 189V190H38ZM98 189V194L96 193V190ZM101 189V190H100ZM105 189V190H104ZM109 189V191H108ZM111 189L113 191H111ZM117 189V190H116ZM125 189V190H123ZM130 189V190H129ZM150 189V190H149ZM159 189V190H158ZM169 189V192H168ZM178 191L176 192L175 191ZM213 193L217 196L220 197V191H215L213 188H211ZM6 190V192H5ZM50 190H52L51 192H49ZM93 190V191H92ZM100 190V191H99ZM135 192H134V191ZM145 190V192H144ZM90 191V192H88ZM111 191V192H110ZM117 191V192H116ZM119 191V192H118ZM125 191V192H122ZM132 191V193H131ZM146 191H147V195H146ZM208 191V190H207ZM5 192V193H4ZM45 192V193H44ZM68 192L69 195L71 197H68L69 195L66 194ZM109 192V193H108ZM158 192V193H157ZM217 192V193H216ZM3 193V194H2ZM26 193V194H25ZM30 193V194H29ZM56 193H58L56 195ZM72 193V194H71ZM91 193V194H90ZM96 193V194H95ZM102 193V194H101ZM107 195H105V194ZM120 195H119V194ZM136 193V194H135ZM143 193V195H142ZM20 194V195H19ZM42 194H45L44 196ZM49 194V195H48ZM52 194V195H51ZM62 194V195H61ZM64 194V195H63ZM104 194V195H103ZM113 194V195H112ZM123 194V195H122ZM126 194H129L125 197ZM139 194V195H138ZM30 195V197H29ZM35 195V196H34ZM41 195V197H40ZM82 195V196H81ZM96 197H93V196ZM109 195V196H108ZM112 195V196H111ZM115 195V196H114ZM133 195V196H132ZM141 195V196H140ZM168 195V196H167ZM33 196V197H32ZM47 196V197H45ZM55 196L57 197L55 199ZM119 196V197H118ZM139 200H138V197ZM158 196V197H157ZM170 196V197H169ZM184 196V197H183ZM3 197V198H2ZM13 197V198H12ZM114 197V198H113ZM131 197V198H128ZM157 197V198H156ZM181 197V198H180ZM43 198V200H42ZM77 198V199H76ZM81 198V199H80ZM106 198H109L108 200ZM116 198H120L121 201L119 203V200H117ZM124 198V199H123ZM128 200H127V199ZM191 198V199H190ZM4 199V200H3ZM59 199V201L57 200ZM64 199V201H63ZM90 199V201H89ZM113 199V200H112ZM145 199V200H144ZM157 199V200H156ZM35 200V201H34ZM38 200V201H37ZM40 200V201H39ZM55 200V201H54ZM62 200V201H61ZM74 200V201H73ZM102 200V201H101ZM118 202H117V201ZM122 200H126V201H122ZM16 201V203H15ZM28 201V202H27ZM98 201V202H97ZM106 201V202H105ZM108 201V202H107ZM136 201V202H135ZM141 201V203H140ZM23 202V203H22ZM32 202V203H31ZM105 204H104V203ZM112 202V203H111ZM113 205V203H115ZM126 202V203H125ZM139 202V203H137ZM145 202V203H143ZM148 202V203H147ZM168 206V203H170ZM174 202V203H173ZM180 202V203H178ZM182 202V204H181ZM190 202V204H189ZM195 202V203H194ZM10 203V204H9ZM54 203V204H53ZM82 203V204H81ZM91 205H90V204ZM100 203V204H99ZM110 203V204H109ZM15 204V205H14ZM29 204V205H27ZM42 204V205H41ZM53 204V205H52ZM56 204V205H55ZM80 204V205H79ZM86 206H85V205ZM104 204V205H103ZM108 206H107V205ZM141 205H143L142 207L140 206L139 208H137ZM164 204V205H163ZM167 204V205H166ZM189 204V206H188ZM27 205V206H26ZM55 205V206H54ZM79 205V206H78ZM113 205V206H112ZM115 205H117L120 209ZM126 205V206H124ZM133 205V206H131ZM136 205V206H135ZM148 208L145 209V207ZM158 205L160 206L159 209L157 210ZM164 207H163V206ZM16 206V207H15ZM43 206V208H42ZM91 206V207H90ZM112 206V208H111ZM151 206V207H150ZM154 206V208H153ZM168 206V207H167ZM175 206V207H174ZM180 206V207H179ZM184 208H183V207ZM194 206V207H193ZM11 207L15 208L11 210ZM18 207V208H17ZM32 208L31 212L29 211L30 209L27 208ZM35 207V209L33 208ZM36 207H38V211H36V214L33 213V211L36 210ZM51 207V208H48ZM56 207V208H55ZM106 209H105V208ZM122 207V208H121ZM125 207V208H124ZM144 207L145 210H142ZM166 207V208H165ZM23 208V209H22ZM97 208V209H96ZM104 208V210H103ZM124 208V210H123ZM127 208V209H126ZM136 208V209H135ZM141 208V209H140ZM152 208V210L150 209ZM162 208V209H161ZM164 208V209H163ZM5 209L7 211H5ZM21 211H20V210ZM26 209V211H25ZM61 209V210H59ZM82 209V211H81ZM85 209V210H84ZM93 209V210H92ZM100 209V210H99ZM108 209V210H107ZM110 209V211H109ZM115 209V210H114ZM130 209H135V215L133 213V210ZM168 212H167V210ZM172 210V214H174L172 217L169 215H172L170 213V210ZM176 211H175V210ZM46 210V211H45ZM55 210V211H54ZM67 210V212H66ZM77 210V211H76ZM88 210V211H87ZM100 212H99V211ZM112 210V211H111ZM123 210V211H122ZM139 212H138V211ZM143 212H142V211ZM157 210V211H155ZM165 212H164V211ZM179 210V211H178ZM182 210V211H181ZM196 210V212H195ZM19 211V212H18ZM45 211V212H44ZM65 211V212H64ZM109 212L108 213L106 212ZM155 213H154V212ZM159 211V212H158ZM162 211V212H160ZM184 211V212H183ZM3 212V214H2ZM40 214V213H43ZM62 212V213H60ZM81 212V214H80ZM110 212H112L113 214H111ZM118 214H117V213ZM126 212V213H125ZM130 212V213H129ZM142 212V213H141ZM149 212V213H148ZM152 212L154 214H152ZM157 212V213H156ZM164 212V214H163ZM175 212V213H174ZM8 213V214H7ZM19 213V214H18ZM90 213V214H89ZM116 213V215H115ZM142 215H139V214ZM146 213V215H145ZM148 213V215H147ZM168 213V214H167ZM13 214V215H12ZM16 214L18 216H16ZM23 214V215H22ZM33 214L35 215H39V216H32ZM87 214V215H86ZM90 216H89V215ZM150 214V218L149 217ZM159 214V216H158ZM177 214V216H176ZM191 214L193 215V218L190 219L189 217H191ZM200 214V215H198ZM4 217H3V216ZM46 215H48V219L46 220L45 218ZM77 215V216H76ZM112 215V217H111ZM114 215V216H113ZM120 215V216H119ZM145 215V216H144ZM154 215H157V217H155ZM162 215V216H161ZM7 216V220H4L5 217ZM26 219H24L23 218ZM28 216V217H27ZM127 216V217H126ZM142 217V220L140 219ZM167 218H166V217ZM200 216V217H199ZM27 217V218H26ZM32 217V218H31ZM70 217V218H69ZM80 217V218H79ZM114 217V218H113ZM131 217V218H130ZM144 217V218H143ZM148 217V218H147ZM160 217V218H159ZM172 217V218H171ZM178 217V218H177ZM181 217V218H180ZM185 217V218H183ZM197 217V218H196ZM12 220H11V219ZM14 218V219H13ZM18 218V221L15 220ZM54 218V219H52ZM94 218V220H93ZM117 218V220H116ZM120 218V219H119ZM127 218V219H126ZM129 218L131 221H129ZM138 220H137V219ZM148 220H147V219ZM165 218V219H164ZM196 218V219H195ZM29 219V220H28ZM35 219V220H33ZM38 219V220H37ZM109 219V220H108ZM115 220L113 223L111 222V220ZM119 219V220H118ZM124 219V220H123ZM144 219V221H143ZM146 219V220H145ZM151 219V220H149ZM164 219V220H163ZM171 219V220H170ZM173 219H175L173 221ZM178 219V220H176ZM28 220V221H27ZM45 220V221H44ZM53 220V221H52ZM61 220V222H59ZM66 220V221H65ZM70 220V221H69ZM81 220V221H80ZM101 220V221H100ZM104 222H103V221ZM136 220V221H135ZM140 224H136L138 222H140ZM166 220V221H165ZM170 220V221H169ZM6 221V222H5ZM12 221V223L10 222ZM22 221H24V223H29V225L31 227H29V225L25 224L24 228L27 230H24V228L22 229L21 226H23ZM36 221V223H35ZM52 221V223L50 222ZM83 221V223H82ZM89 221V222H88ZM106 221V222H105ZM108 221V222H107ZM110 221V223H109ZM128 225L131 224V226H126L127 223ZM135 222V224L133 225L131 222ZM163 221L165 223H163ZM169 221V222H168ZM173 221V223H172ZM178 221V224L177 222ZM180 221V222H179ZM9 222V223H8ZM17 224H13L16 223ZM52 224H50V223ZM78 222V223H77ZM102 222L105 224H102ZM119 225H117L116 223ZM124 222V223H123ZM166 222L168 223L166 225ZM22 223V224H21ZM33 223V224H32ZM55 223V224H54ZM77 223V224H76ZM87 223V224H86ZM99 223V224H98ZM112 223V224H111ZM122 223V224H121ZM147 223V224H146ZM150 223V224H149ZM157 223V224H156ZM169 223H171L169 225ZM3 227H2V225ZM45 224V225H44ZM50 224V225H47ZM57 227V225H59L58 227L60 228H56L53 231V226L54 225ZM68 224V227L66 228ZM85 224V225H84ZM114 224V225H113ZM148 225V227L145 226ZM172 224L174 226H172ZM178 227H177V225ZM10 225V226H8ZM14 225V226H13ZM16 225V226H15ZM35 225V226H34ZM45 227V229H43V227ZM64 227H63V226ZM79 225V226H78ZM84 225V227H83ZM113 225V226H111ZM135 226V229L132 231V229L134 228L133 226ZM138 225V226H137ZM144 225V226H143ZM153 225V226H152ZM156 225V227H155ZM161 225V226H160ZM169 226V228L167 227L165 229V226ZM13 226V227H12ZM39 228H38V227ZM50 229H49V227ZM117 226V227H116ZM160 226V227H159ZM163 226V227H162ZM176 226V227H175ZM6 227V228H5ZM42 227V228H41ZM63 227V228H62ZM125 227V228H124ZM136 227H139L136 229ZM146 227V228H145ZM162 227V228H161ZM175 227V229H173ZM13 228V229H12ZM21 228V229H19ZM66 228V229H65ZM83 228V229H82ZM89 228V229H88ZM100 230H99V229ZM103 228V229H102ZM112 228V229H111ZM114 228V229H113ZM116 228V229H115ZM118 228V229H117ZM120 228V229H119ZM123 228V229H122ZM145 230H143V229ZM158 228V229H156ZM165 230H164V229ZM2 229V230H1ZM43 229V233L42 236L40 237L38 234L42 233L41 230ZM49 229V231H47ZM57 229H61L57 231ZM127 229H128V233H127ZM141 229V230H140ZM148 231H147V230ZM152 229V230H150ZM160 229V231H158ZM163 229V230H162ZM171 230V231H168ZM178 229V230H177ZM180 229V230H179ZM15 230V231H14ZM19 230V231H18ZM66 233H64L65 231ZM83 230V231H82ZM110 230H113V232H110ZM119 230V231H118ZM150 230V231H149ZM158 231L156 233V231ZM82 231V232H81ZM165 231V232H164ZM10 232L13 233L10 235ZM20 232V234H19ZM49 232V233H48ZM52 232V233H51ZM58 232V233H57ZM62 232V233H61ZM69 234H68V233ZM85 236L84 237V233ZM115 232V233H114ZM122 232V234H121ZM133 232V233H132ZM155 232V233H154ZM160 232V233H159ZM182 232V233H181ZM38 233V234H37ZM47 233V234H46ZM114 233V234H112ZM144 234L143 236L140 234ZM148 233V235H147ZM156 234L155 237L153 234ZM18 234V236H17ZM24 234V235H23ZM33 234V235H32ZM59 234H60V238H59ZM101 234V236H100ZM106 234V235H105ZM138 234V235H137ZM158 234V235H157ZM164 234V235H163ZM11 236L9 238H7L8 236ZM12 235H16V236H12ZM37 235V237H36ZM66 235V236H65ZM68 235L70 236V239L67 238ZM109 235V237H108ZM121 235V238H120ZM134 235V236H133ZM138 237H137V236ZM140 235V236H139ZM150 235V236H149ZM176 235V236H175ZM46 236V237H45ZM103 236V237H102ZM127 236V237H126ZM130 236V237H129ZM145 236L146 240H145ZM157 236H159L157 238ZM168 236V237H167ZM13 237L16 239H13ZM17 237V238H16ZM29 237H31L32 239H28ZM44 237V238H43ZM108 237V238H107ZM111 237V238H110ZM116 237V238H115ZM117 237H119L117 239ZM136 239H135V238ZM140 237H143L142 241L140 239ZM154 237V241H152ZM175 237V238H174ZM6 238V239H5ZM39 238V239H38ZM72 238V239H71ZM86 238L88 240H86ZM100 238V239H99ZM124 238V239H123ZM141 240H139V239ZM24 239H28V242H31L32 240V246L36 244V240H40L38 241V245L36 247V251H34L35 248H32L30 245L24 241ZM36 239V240H35ZM45 239L47 242H45ZM49 239V241H48ZM55 239V240H54ZM67 239V241H66ZM126 239V240H125ZM180 239V240H179ZM4 242H3V241ZM30 240V241H29ZM43 240V241H42ZM69 240V241H68ZM109 240V241H108ZM118 240V242H117ZM120 240V241H119ZM122 240V242H121ZM140 241V243L137 244L138 241ZM179 240V241H178ZM5 241H8L7 243H5ZM12 241V244H10ZM17 241V242H15ZM23 241V242H22ZM85 241V243H84ZM93 241V242H92ZM132 241H134V245H132ZM159 241V243H158ZM45 242V243H44ZM55 242V243H53ZM72 242V243H71ZM92 242V243H91ZM107 242V243H106ZM109 242V243H108ZM117 242V243H116ZM131 245H130V243ZM9 243V244H8ZM21 243L24 244V247L22 245V247L25 249V252H23V248L21 247ZM34 243V244H33ZM51 243H53L51 245ZM57 243V244H56ZM105 243V244H104ZM111 243V244H110ZM116 243V247L115 246ZM129 243V244H128ZM148 243V244H147ZM18 244V245H15ZM42 244V245H41ZM59 244H61L59 246ZM64 244V245H63ZM84 244H88V248L86 245ZM126 244V245H124ZM128 244V245H127ZM137 244V245H136ZM141 244V245H140ZM146 244V245H145ZM5 245V246H4ZM7 245H9L7 247ZM60 247H58V246ZM72 245V246H71ZM106 245V246H105ZM140 245V246H139ZM149 245V246H148ZM47 246H50L47 248ZM121 246V247H120ZM126 246V248H125ZM127 246H131L127 247ZM138 246V247H137ZM4 247V249H3ZM15 247V249H14ZM27 247H31V251L30 254H28L27 251ZM34 247V246H33ZM68 247V248H67ZM76 247V248H75ZM137 249L132 250L133 248ZM144 247V249H143ZM155 249H154V248ZM51 248V249H49ZM83 248V251H82ZM111 248V249H110ZM115 248V249H114ZM117 248V249H116ZM129 248V251H127ZM142 250H141V249ZM149 249L146 251V249ZM152 248V249H150ZM2 249V250H1ZM8 249V251L6 250ZM12 249V250H11ZM32 249L33 252L32 253ZM41 249V250H40ZM49 249V250H48ZM64 249V250H63ZM76 249V250H75ZM87 250L85 252V254H89L87 257L82 253L84 252V250ZM92 249V250H90ZM104 249V250H103ZM114 249V250H113ZM18 250V251H17ZM45 250V251H44ZM57 250V251H56ZM60 250V251H59ZM63 250V258H62V251ZM67 250V251H66ZM70 250V251H69ZM72 250V252H71ZM81 255H78V251ZM90 250V251H89ZM100 250V251H99ZM112 250V251H111ZM123 250V251H122ZM132 250V251H131ZM141 250V251H140ZM43 251V252H42ZM75 251V252H74ZM82 251V252H81ZM97 251V252H96ZM145 251V252H143ZM150 251V252H149ZM154 253H153V252ZM7 252V253H6ZM16 252V253H15ZM21 252V253H20ZM47 252V253H46ZM49 252V253H48ZM90 252V253H89ZM100 252V253H99ZM122 252V253H121ZM131 252V253H130ZM143 252V253H142ZM24 253V255H23ZM32 253V254H31ZM41 253V254H40ZM52 253V254H51ZM66 253V254H65ZM68 253V254H67ZM72 255H70V254ZM95 253V254H94ZM126 255H125V254ZM143 255H142V254ZM151 253V254H150ZM5 254V255H4ZM13 256H12V255ZM48 254V255H47ZM61 254V255H59ZM65 254V256H64ZM107 258H106V255ZM109 254V255H108ZM114 254V255H113ZM141 254V255H140ZM149 254V255H148ZM8 255V256H7ZM41 255V256H40ZM45 255V257H44ZM56 255V256H55ZM66 255H69L68 258ZM77 255V256H76ZM104 255V256H103ZM119 255V256H118ZM120 255H122V257H124V255L127 257L122 258ZM129 255V256H128ZM162 255V254H161ZM10 256V257H9ZM19 258H17V257ZM25 256V257H24ZM36 256V257H35ZM80 256V257H79ZM97 256V257H96ZM103 256V257H102ZM114 256V257H113ZM118 256V257H115ZM135 256V257H134ZM142 256V257H141ZM147 256L149 258H147ZM23 257V258H22ZM40 257V258H39ZM44 259H42V258ZM71 257H74L71 259ZM94 257V258H93ZM119 257H121L120 261H116L117 258L119 259ZM136 257H138L137 259H135ZM14 258L16 262L14 263ZM33 258V259H32ZM52 258V260H51ZM54 258V260H53ZM58 258V259H56ZM65 258V261L63 260ZM106 258V259H105ZM112 258V259H111ZM127 260H126V259ZM129 258V259H128ZM152 258V259H151ZM70 259V260H69ZM79 259V260H78ZM97 259V260H96ZM100 259V260H99ZM139 259V260H138ZM141 259V260H140ZM4 260V261H2ZM10 260V262H9ZM13 260V261H12ZM20 260V261H19ZM42 263H41V261ZM51 260V261H50ZM62 260V261H60ZM129 260V261H128ZM134 260V261H133ZM185 260V259H168V263L167 264H181V262ZM193 260V259H190ZM7 261V263H6ZM48 261V263H47ZM71 261V262H70ZM78 261V262H77ZM85 261V260H84ZM102 261V262H101ZM115 261V262H114ZM128 261V262H127ZM143 261H146V263H143ZM173 261V262H172ZM18 262V263H17ZM24 262V263H23ZM57 262V263H56ZM76 262V263H75ZM105 262V263H104ZM118 262V263H117ZM142 262V263H141ZM151 262V263H150ZM87 262H84L82 264H85Z\"/></svg>",
  "mask_w": 264,
  "mask_h": 264
},
{
  "label": "bare ground",
  "instance_id": "obj_2",
  "mask_svg": "<svg viewBox=\"0 0 264 264\" xmlns=\"http://www.w3.org/2000/svg\"><path fill=\"white\" fill-rule=\"evenodd\" d=\"M56 2H58V0H55ZM118 1H120V0H118ZM123 1V0H122ZM130 1H132V0H130ZM162 1V0H161ZM165 2H166V0H164ZM163 1V3H165ZM172 1V0H171ZM175 2H176V0H174ZM178 1V0H177ZM180 1V0H179ZM178 1V2H179ZM182 1V0H181ZM189 1V0H188ZM191 1H193V2H191V3H193L192 4V6H195V7H191V8H189L188 9V7L187 8H184V7H180V8H173L174 9V13L176 14L175 16L179 19V20H181L180 21V24L177 26V27H182L183 28V31L181 32V34L183 33V43H182V46H181V48H180V53H179V55L180 56H182L183 58L185 57H187V58H189V59H194L195 60V58H197L196 56H198V54L197 53H202V52H198L199 50L201 51L202 49H203V47H202V45H200V41H204V35H203V37H201V35L199 34V29H198V27H196V26H194L193 25V23H192V20L197 16H201L202 17V19H203V24H204V22H206V27H207V31H206V38H211V37H214V35H216L219 31L218 30H216V28L214 29L215 31H213V29H212V26H210L209 27V23H208V21L209 20H211V19H213L214 17H219V18H216V21H217V23H220V24H218V27H219V30H220V28L222 27V29L224 28L225 30H223L224 32L223 33H225V31L227 32V35H230L229 36V39H226V41H225V43H224V48L223 49H225L226 50V52L228 53V56H227V58H223V59H226L225 60V62L224 63H222V61L221 62H216L217 64H215V65H213V66H211V65H209V64H206L205 65V67H204V70L205 69H213L214 71H215V76H216V80H217V83L216 84H218L219 86H220V90H221V92L223 93H219L218 94V92H217V94H218V98L219 97H221V98H223V97H228L226 100H229L230 101V104H231V106L229 107V109L230 110H232L233 111V114H231V116L229 115V116H225V118L226 119H224V122H220L221 124L216 128V131H215V133L213 132H210V134L209 133H207V135H205V137L204 138H202L203 139V144L201 145V147L203 148V150L202 151H204V155L205 156H207V160L205 159V157L203 156V154L200 156V157H204L203 159V161H201V160H199L200 161V167H199V172H200V175H199V177H198V179L197 180H193V181H191V185H193V184H196V185H202L203 183H205V186L204 187H197L198 188V191H199V193L201 194V195H204L203 197H200L199 199H198V202L200 203L201 201H202V198L205 200V205L203 206V210H204V212H202V211H200V213H202V219H200V220H194L193 221V223L191 224V225H186L185 224V222H184V225H182V224H180V226H182L181 228H183L184 227V229H183V232L184 233H182V243L184 242V244L181 246V251H179V250H176V248L172 245V243L170 242V238H168L167 240H165L164 242H161L160 243V245L159 246H157V245H155V247H159L158 249H160L161 251H159L158 253V255L156 256H153L154 258V260H155V264H167L169 261H168V259H185V260H183L182 262H181V264H264V0H214L215 2L214 3H212V4H210L209 6L208 5H205V10L204 11H201L200 12V10L198 9V8H196V6H197V4L199 3V2H197L196 3V1L195 0H191ZM207 0H205L204 2H206ZM137 3L139 2V1H136ZM159 2V1H158ZM211 1L209 0V2L208 3H210ZM213 2V1H212ZM16 3V2H15ZM55 3V2H54ZM87 3V2H86ZM109 3H110V1L108 2V4L106 5V7H108V5H109ZM118 3H120V2H118ZM126 3H127V1H126ZM133 3L134 2H132V4L131 5H133ZM137 3H134V4H137ZM160 3H162V2H160ZM159 3V4H160ZM184 3H185V0H184ZM11 4V3H10ZM111 4L112 3H110V6H111ZM140 3H138V5H139ZM169 4V3H168ZM171 4V3H170ZM173 4V3H172ZM181 5L182 6V4H183V2H182V4L181 3H178V5ZM188 4V3H187ZM74 5V4H73ZM113 5H115V3L113 4ZM113 5H112V7H111V10H112V8H113ZM120 5H123V4H120ZM130 5V6H131ZM163 5V4H162ZM174 5V4H173ZM183 5H185V4H183ZM119 6V5H118ZM125 6V5H124ZM128 6V5H127ZM126 6V7H127ZM134 6V5H133ZM132 6V7H133ZM163 6H165V5H163ZM163 6H161L162 7V9L161 10H163ZM187 6V5H186ZM203 6H204V4H203ZM9 7V6H8ZM11 7V6H10ZM117 7V6H116ZM115 7V8H116ZM125 7V8H126ZM132 7H129L130 9L132 8ZM137 7V6H136ZM149 7V6H148ZM171 7V5H169V8ZM173 7V6H172ZM171 7V8H172ZM178 7V6H177ZM104 8V7H103ZM102 8V9H103ZM123 8V7H122ZM167 7H165L164 9H166ZM168 8V9H169ZM201 8V7H200ZM55 9H57V8H55ZM102 9H99L100 11L102 10ZM109 9V8H108ZM118 9V8H117ZM124 9V8H123ZM127 9V8H126ZM148 9V8H147ZM6 10V12H8L10 9H5ZM98 10V11H99ZM104 10V9H103ZM102 10V11H103ZM107 10V9H106ZM111 10H107L108 11V13H109V11L111 12ZM114 10V9H113ZM158 10V9H157ZM4 11V10H3ZM106 11V12H107ZM116 11V10H115ZM165 11V10H164ZM163 11V12H164ZM5 12V11H4ZM95 12H97V11H95ZM106 12H104V13H106ZM161 13V15L162 14H165V13ZM166 12H171V14H172V11H167L166 10ZM100 13V12H99ZM113 13V12H112ZM141 13V12H140ZM158 13V12H157ZM1 14V13H0ZM101 14H103V12H101ZM127 15H123V16H125L124 18L126 19V16H129L130 17V15H128L129 13H126ZM160 14V13H159ZM168 14V13H167ZM166 14V15H167ZM170 14V13H169ZM170 14V15H171ZM106 15V14H105ZM108 15H110V14H107V17H108ZM28 16V15H27ZM26 16V17H27ZM95 16H96V13H95ZM173 16V15H172ZM3 17V16H2ZM78 17V16H77ZM196 17V18H197ZM56 18V17H55ZM54 18V19H55ZM79 18V17H78ZM103 18H105L104 16L103 17H101V20H103ZM124 18H121L122 19V22L124 21L123 19ZM128 18V17H127ZM160 17H158V19H159ZM166 18H167V16H166ZM80 19H81V17H80ZM96 19H99L100 20V18H98L97 16H96ZM117 19H118V17H117ZM120 19V20H121ZM138 19V18H137ZM158 19L155 21L156 23H158ZM164 19V20H163ZM162 19V21H165L166 19L165 18H163ZM178 19L175 21V22H177L178 21ZM21 20V19H20ZM25 20H26V18H25ZM78 20V19H77ZM99 20H97V22L99 21ZM129 20V19H128ZM128 20H127V22H128ZM133 20V19H132ZM195 20V19H194ZM215 20V19H214ZM135 21V20H134ZM153 21V20H152ZM170 21V20H169ZM199 21H201V20H199ZM199 21H197V22H199ZM11 22V21H10ZM74 22H75V20H74ZM93 22V21H92ZM99 22H101V21H99ZM98 22V23H99ZM108 22V21H107ZM138 22H140V21H138ZM26 23V22H25ZM94 23V22H93ZM132 23H133V21H132ZM151 23V22H150ZM162 23H164V22H162ZM38 24H39V22H38ZM96 24V23H95ZM107 24V23H106ZM123 24V23H122ZM154 24V23H153ZM203 24L201 25V26H203ZM98 25V26H97ZM100 25V23L99 24H96L95 25V27H93L94 25L92 24V26L91 27H89V28H92L93 29V31L95 30L94 28H96V30H95V32H99V29L103 26V25H101V27L99 26ZM108 25V24H107ZM121 25V24H120ZM133 25V24H132ZM36 26V25H35ZM39 26V25H38ZM38 26H37V28H38ZM99 27V29L97 28V27ZM136 26H138V24H136ZM153 26V25H152ZM155 26H156V24H155ZM163 26H165V25H163ZM167 26V25H166ZM27 27V26H26ZM41 27V26H40ZM39 27V28H40ZM76 27V29L75 30H77V28L79 29L77 32H80V28H79V26L77 27V26H75ZM141 27V26H140ZM148 27V26H147ZM217 27V28H218ZM56 28V27H55ZM153 29V27H150V31ZM171 28H172V26H171ZM237 28H239V29H237ZM33 30H34V28H32ZM35 29H36V27H35ZM46 29H47V27H46ZM51 29H53V28H51ZM120 29V28H119ZM125 29V28H124ZM124 29L122 30V32L124 31ZM127 29V28H126ZM131 29V28H130ZM156 29V28H155ZM154 29V30H155ZM163 29H164V27H163ZM173 29H174V27H173ZM172 29V30H173ZM205 29V28H204ZM30 30V29H29ZM32 30V31H33ZM37 30V29H36ZM35 30V31H36ZM73 30H74V28H73ZM72 30V31H73ZM82 30V29H81ZM118 30V29H117ZM121 30V29H120ZM120 30H118V32L120 31ZM159 30V29H158ZM171 30V31H172ZM35 31H33V32H35ZM47 31H49V30H47ZM89 31V30H88ZM150 31H149V33H150ZM160 31V30H159ZM170 31V30H169ZM174 32L175 31H178L177 30V28H176V30H173ZM222 31V30H221ZM4 32V31H3ZM30 32V31H29ZM37 32V31H36ZM35 32V33H36ZM39 32V31H38ZM76 32V33H77ZM91 32V31H90ZM106 32V31H105ZM121 31H120V33H122ZM130 32V31H129ZM128 32V33H129ZM153 32V31H152ZM156 32H158V31H156ZM155 32V33H156ZM163 32V31H162ZM228 32H230V34H228ZM5 33V32H4ZM3 33V35H5ZM71 33L72 32H70L69 34L71 35ZM82 33H84V32H81L80 34H81V36H83V34ZM120 33H118V34H120ZM127 33V34H128ZM170 33V32H169ZM21 34V33H20ZM45 34H47V33H45ZM74 34H75V31H74ZM96 34V33H95ZM127 34H126V36H127ZM130 34V33H129ZM145 34V33H144ZM150 34H152V33H150ZM149 34V35H150ZM153 34H154V32H153ZM165 34H167V32L165 33ZM204 34V33H203ZM10 35V34H9ZM8 35V36H9ZM34 35L35 34H33V36L32 37H34ZM49 35V34H48ZM77 35V34H76ZM116 35V34H115ZM148 35V36H149ZM155 35V34H154ZM156 35H157V33H156ZM178 35V34H177ZM177 35H175V36H177ZM217 35H220V34H217ZM216 35V36H217ZM222 35V34H221ZM224 35V34H223ZM226 35V34H225ZM41 35L39 34V37H40ZM50 36V35H49ZM49 36H47V38L49 37ZM78 36H80L79 35V33H78ZM98 36H100V35H98ZM119 36V35H118ZM117 36V37H118ZM124 36H125V34H124ZM152 36V35H151ZM171 36V35H170ZM10 37V36H9ZM38 37V38H39ZM44 37V36H43ZM43 37L41 38V39H43ZM61 37V36H60ZM70 37V36H69ZM76 37V36H75ZM84 37V36H83ZM116 37V36H115ZM114 37V38H115ZM153 37H157V36H152V38ZM173 37H174V34H173ZM182 37V36H181ZM219 37V39L221 40L222 39V37L220 38V36H218ZM231 37V38H230ZM4 38H6L5 36H4ZM28 38V37H27ZM46 38V39H47ZM80 38H82V37H80ZM104 38V37H103ZM106 38V37H105ZM119 38V37H118ZM117 38V39H118ZM128 38V37H127ZM199 38H201L200 40H199ZM226 38H228V36H226ZM33 39V38H32ZM40 39V38H39ZM40 39V40H41ZM67 39V38H66ZM78 39V38H77ZM91 39V38H90ZM107 39V38H106ZM105 39V40H106ZM125 39V38H124ZM158 40H160L159 39V37L157 38ZM215 39V38H214ZM4 40V39H3ZM25 40V39H24ZM44 40H45V38H44ZM69 40V39H68ZM68 40H66L67 42H65V43H68V42H70V40L68 41ZM81 40V39H80ZM110 40V39H109ZM114 40V39H113ZM169 40V39H168ZM191 40H193L194 42H191ZM212 40V38L210 39V41ZM216 40H218V38L216 39ZM216 40L214 41V44H216L215 42H216ZM6 41V40H5ZM12 41V40H11ZM27 41H29L28 39H27ZM32 41V40H31ZM37 40H34V42H36ZM72 41H74V40H72ZM206 41V40H205ZM204 41V42H205ZM13 42H14V40H13ZM21 42H22V44H23V40H21ZM26 42V41H25ZM33 42V43H34ZM160 42V41H159ZM162 42V41H161ZM171 42V41H170ZM196 42V43H195ZM209 42V41H208ZM208 42L206 41L205 43H207L208 44ZM221 42V41H220ZM11 43V42H10ZM15 43V42H14ZM19 43V42H18ZM32 43V44H33ZM81 43V42H80ZM83 43V42H82ZM81 43V44H82ZM86 43H87V41H86ZM106 43V42H105ZM110 42H108V44H109ZM112 43H114V42H112ZM148 43V42H147ZM176 43V42H175ZM218 43H219V41H218ZM4 44V43H3ZM29 44V43H28ZM76 44V43H75ZM79 44V43H78ZM85 44V43H84ZM129 44V43H128ZM149 44V43H148ZM156 44V42L154 41L153 43H152V45H155ZM160 44V43H159ZM159 44H156V45H159ZM168 44H170V43H168ZM193 44H196V46H192ZM202 44H204V43H202ZM206 44V45H207ZM23 45H25V44H23ZM35 45V44H34ZM64 45V44H63ZM71 45V44H70ZM77 45V44H76ZM105 45V44H104ZM104 45H102L101 44V48H102V50L104 51ZM138 45V44H137ZM150 45V44H149ZM154 46L153 48H155L156 49V47L157 46ZM171 46H172V44H170ZM205 45V46H206ZM212 46H213V44H211ZM11 46V45H10ZM25 46H27V43H26V45ZM33 46V45H32ZM78 46V45H77ZM106 46H107V43H106ZM151 46V45H150ZM160 46V45H159ZM178 46V45H177ZM207 46H209V44L207 45ZM207 46L206 47H204L205 49L207 48ZM217 46V45H216ZM21 47H23V46H21ZM30 47V46H29ZM72 47V46H71ZM70 46L68 47V48H71ZM108 47V46H107ZM112 47V46H111ZM211 47V46H210ZM28 48V47H27ZM127 48V47H126ZM160 48H162V47H160ZM164 48V47H163ZM169 48V47H168ZM216 48V47H215ZM5 49V48H4ZM20 49H22V48H20ZM50 49V48H49ZM49 49H47V51H49ZM96 49V48H95ZM94 49V50H95ZM100 49V48H99ZM107 49V48H106ZM111 49V48H110ZM157 49H158V47H157ZM166 49V48H165ZM172 49V48H171ZM177 49V48H176ZM23 50H25V47H24V49ZM54 50V52H55V49H53ZM57 50V49H56ZM64 50V49H63ZM94 50H92V51H94ZM101 50V53L103 52ZM112 50V49H111ZM111 50H110V52H111ZM149 50H150V48H149ZM163 50V49H162ZM169 50V49H168ZM209 50V49H208ZM213 50H214V48H213ZM96 51H97V49H96ZM129 51V50H128ZM176 51V50H175ZM219 51V50H218ZM62 52V51H61ZM65 52V51H64ZM64 52H62V53H64ZM105 52V51H104ZM106 52H108V51H106ZM105 52V53H106ZM122 52V51H121ZM127 52V51H126ZM130 52V51H129ZM143 52V51H142ZM141 52V53H142ZM153 52H155V51H151V54L153 53ZM168 52L169 51H167V54H168ZM209 53L211 52V51H208ZM217 52V51H216ZM48 53V52H47ZM49 53H52V52H50L49 51ZM49 53L46 55V56H48V57H46L48 60V62H49V64L48 65H50V63H52V67H53V64H54V62H53V60H52V55L51 56H49ZM92 53V52H91ZM97 53V52H96ZM115 53H117V52H115ZM141 53H140V55H141ZM147 53H148V51H147ZM206 53V52H205ZM211 53H213V52H211ZM55 54H56V52H55ZM89 54H90V52H89ZM108 54V53H107ZM143 54V53H142ZM156 54V57H157V52L155 53ZM165 54H166V52H165ZM44 55V56H45ZM86 56H87V54H85ZM116 55H118V54H116ZM115 55V56H116ZM124 56V54H119L118 56H119V58H120V56L121 57H123ZM153 55V54H152ZM152 55H150L151 56V58L153 59H156L155 58V56L154 57H152ZM172 55V54H171ZM205 55V54H204ZM211 55V54H210ZM214 55V54H213ZM218 55H220V52H219V54ZM222 55H223V53H222ZM221 55V56H222ZM56 56V55H55ZM54 56V57H55ZM81 56V55H80ZM84 56V55H83ZM146 56H148V54L146 55ZM158 56H159V54H158ZM174 56H175V52H174ZM49 57H50V59L52 60V62H50V59H49ZM59 57H61V56H59ZM92 57V56H91ZM124 57H126V56H124ZM172 57V56H171ZM200 57V56H199ZM207 57H209V56H207ZM226 57V56H225ZM46 58H44V59H46ZM56 58V57H55ZM77 58H79V57H77ZM86 58H88V56L86 57ZM95 58V57H94ZM115 58H117V56L115 57ZM150 58V57H149ZM164 58V57H163ZM210 59H211V57H209ZM5 60L4 61H6L7 59L6 58H4ZM43 59V60H44ZM76 59V58H75ZM75 59H74V61H75ZM80 59H81V57H80ZM79 59V60H80ZM83 59V58H82ZM82 59H81V61H82ZM93 59V58H92ZM99 59H101L100 57H99ZM98 59V60H99ZM109 59V58H108ZM157 59H158V57H157ZM206 59V58H205ZM210 59H209V62H210ZM77 61V62H79L78 63V65L79 64H81V62L80 61ZM173 60V59H172ZM172 60H169V61H171L172 62ZM190 60V61H191ZM197 60V59H196ZM199 60V59H198ZM198 60H197V62H198ZM201 60V59H200ZM199 60V61H200ZM207 60V59H206ZM206 60H204V61H206ZM215 61L217 60V57L214 59ZM219 60V59H218ZM222 60V59H221ZM174 61H176V60H174ZM188 61V60H187ZM202 61V60H201ZM200 61V62H201ZM69 62H71V59H70V61ZM83 62H85V61H82V63ZM90 62V61H89ZM94 62V61H93ZM92 62V64H95V62L93 63ZM100 62H102V61H100ZM104 62V61H103ZM102 62V63H103ZM123 62V61H122ZM132 62V61H131ZM167 62H168V60H167ZM194 62H196V61H194ZM206 62H208V61H206ZM208 62V63H209ZM86 64H87V62H85ZM147 63H149V62H147ZM151 63V62H150ZM173 63V62H172ZM175 63V62H174ZM191 63H192V61H191ZM202 63V62H201ZM86 64H82V66L83 65H86ZM169 64H170V62H169ZM189 63H187V65H188ZM47 65V64H46ZM55 65H56V63H55ZM77 65V66H78ZM88 65V64H87ZM91 65V64H90ZM97 65V64H96ZM108 65V64H107ZM146 65V64H145ZM177 65H180V63L178 64V61H177ZM195 64L193 63V65L191 64V66H193V67H195L194 66ZM51 66V65H50ZM76 65H75V67H76V69H79V68H81V67H77ZM100 66V65H99ZM175 66V65H174ZM44 67V66H43ZM90 67V66H89ZM88 67V68H89ZM95 67V66H94ZM93 67V68H94ZM130 67V66H129ZM140 67V66H139ZM143 67H145V66H143ZM154 67V66H153ZM162 67V66H161ZM170 67V66H169ZM168 67V68H169ZM177 67V66H176ZM71 68V67H70ZM83 68V67H82ZM85 68V67H84ZM91 68V67H90ZM98 68V67H97ZM107 68V67H106ZM110 68V67H109ZM114 68V67H113ZM163 68L164 67H162V70H163ZM166 68V67H165ZM197 68V67H196ZM47 69H49V68H47ZM76 69H74V70H76ZM112 69V68H111ZM171 69L172 70H174L173 68H170V71H171ZM177 69V68H176ZM176 69L172 72L173 74H175V73H177V72H175L176 71ZM183 69V68H182ZM188 69H191V68H188ZM198 69V68H197ZM200 69V68H199ZM198 69V70H199ZM202 69V68H201ZM53 70V69H52ZM73 70V71H74ZM108 70V69H107ZM113 70V69H112ZM124 70V69H123ZM154 69H152V70H150L151 72L153 71ZM192 70V69H191ZM209 70V71H210ZM55 71V70H54ZM98 71V70H97ZM144 71H145V69H144ZM150 71L148 72V73H150ZM179 71V70H178ZM181 71V70H180ZM187 71V70H186ZM190 71V70H189ZM193 71H195L194 69H193ZM49 72H51V71H49ZM75 72V71H74ZM79 72V70L77 71V73ZM104 72V71H103ZM175 72V73H174ZM197 72V71H196ZM201 72V71H200ZM206 72V71H205ZM4 73H6V72H4ZM32 73V72H31ZM59 73V72H58ZM84 73H85V71H84ZM100 73H101V71H100ZM117 73V72H116ZM155 73V76L157 75V71H155L154 72ZM161 73V72H160ZM193 74H195L194 72H192ZM7 74V73H6ZM5 74V75H6ZM50 74V73H49ZM57 74V73H56ZM105 74V73H104ZM104 74L102 73V74H100V75H103L104 76ZM119 74V73H118ZM162 74V73H161ZM178 74V73H177ZM177 74H176V76H177ZM203 74V73H202ZM205 74V73H204ZM206 74H208V72L206 73ZM205 74V75H206ZM212 74H214L213 72L211 73V75ZM63 75V74H62ZM96 75V74H95ZM99 75V74H98ZM126 75V74H125ZM131 75V74H130ZM144 75L145 74H143V77H144ZM146 75H149V74H146ZM146 75H145V77H146ZM165 75V74H164ZM171 75V74H170ZM170 75H168V76H170ZM210 75V76H211ZM48 76V75H47ZM106 76V75H105ZM159 76V75H158ZM172 76V75H171ZM176 76H172V77H176ZM179 76H180V73H179ZM184 76V75H183ZM187 76V75H186ZM185 76V77H186ZM202 76V75H201ZM1 77V76H0ZM26 77V76H25ZM49 77V76H48ZM55 77V76H54ZM111 77V76H110ZM114 77V76H113ZM132 77V76H131ZM144 77V78H145ZM171 77V78H172ZM214 77V76H213ZM44 78V77H43ZM47 78V77H46ZM46 78H45V80H46ZM52 78V77H51ZM56 78H57V76H56ZM56 78H54V79H56ZM96 78V77H95ZM104 78V77H103ZM158 78V77H157ZM170 78V77H169ZM168 78V79H169ZM177 78H178V76H177ZM181 78V77H180ZM191 78H193V81L194 80H196V79H194V77L192 76ZM195 78H196V76H195ZM1 79H2V77H1ZM65 79V78H64ZM63 79V80H64ZM91 79H92V77H91ZM98 79V78H97ZM96 79V80H97ZM100 79H102V78H100ZM99 79V80H100ZM115 79V78H114ZM113 79V80H114ZM152 79V78H151ZM167 79V80H168ZM174 79H176V78H174ZM173 79V80H174ZM199 79H200V77H199ZM44 80V79H43ZM52 80H53V78H52ZM62 80V79H61ZM112 80V79H111ZM112 80V81H113ZM166 80V81H167ZM172 80V79H171ZM183 80V79H182ZM212 81H213V79H211ZM210 80V81H211ZM36 81V80H35ZM48 81H49V79H48ZM47 81V82H48ZM111 81V82H112ZM121 81V80H120ZM126 81V80H125ZM157 81H158V79H157ZM177 81V80H176ZM187 81H188V83H189V81H191V80H188V78H187ZM197 81V80H196ZM199 81V80H198ZM201 81V80H200ZM205 81V80H204ZM207 81V80H206ZM211 81V82H212ZM2 82V81H1ZM37 82V81H36ZM50 82V81H49ZM53 82H55V81H53ZM93 82L95 83V80L93 79ZM110 82V81H109ZM114 82V81H113ZM122 82V81H121ZM129 82H130V80H129ZM153 82V81H152ZM172 82V81H171ZM192 82V81H191ZM190 82V83H191ZM195 82V81H194ZM216 82V81H215ZM31 83V82H30ZM51 83V82H50ZM58 83V82H57ZM64 83V82H63ZM89 84L91 83V82H88ZM88 83H87V85H88ZM96 83H97V81H96ZM101 83V85H102V82H100ZM162 83V82H161ZM170 83V82H169ZM172 83H174V82H172ZM178 82H176V84H177ZM189 83V84H190ZM195 83H197V82H195ZM201 83V82H200ZM200 83H197V84H200ZM203 83V82H202ZM202 83L200 84L201 86L200 87H202ZM205 83H207V82H205ZM210 83V82H209ZM26 84H27V82H26ZM56 84V83H55ZM55 84H53V85H55ZM65 84V83H64ZM137 84V83H136ZM145 84V83H144ZM151 84V83H150ZM154 84V83H153ZM160 84V83H159ZM175 84V83H174ZM173 84V85H174ZM175 84V85H176ZM184 84H185V82H184ZM211 85L213 84L214 85V83L212 82V83H210ZM52 85V84H51ZM50 85V86H51ZM61 85H62V83H61ZM100 85V86H101ZM174 85V86H175ZM186 85H188L187 83H186ZM203 85H204V83H203ZM40 86V85H39ZM59 86V85H58ZM63 86H65V85H63ZM91 86L93 87V85L91 84ZM96 85H94V87H95ZM121 86V85H120ZM124 86V85H123ZM131 86V85H130ZM129 86V87H130ZM161 86H163V85H161ZM171 86V85H170ZM205 86V85H204ZM209 86L210 85H208L207 87L209 88ZM31 87V86H30ZM30 87H29V89H30ZM44 87V86H43ZM57 87V86H56ZM93 87V89H95ZM139 87V86H138ZM145 87H146V84H145ZM148 87V86H147ZM164 87V86H163ZM165 87H168V86H165ZM199 87V86H198ZM211 87V86H210ZM76 88V87H75ZM101 88H102V86H101ZM132 88H134V87H132ZM173 88V87H172ZM178 88V87H177ZM181 88H182V86H181ZM180 88V89H181ZM193 88V87H192ZM191 88V89H192ZM204 88V87H203ZM28 89V88H27ZM27 89H26V95L28 94V92H27ZM28 89V90H29ZM35 89H37V86H36V88H34V92H35ZM73 89V88H72ZM78 89V88H77ZM88 89H90V91H91V88H88ZM125 89V88H124ZM127 89V88H126ZM131 89V88H130ZM141 89V88H140ZM139 89V90H140ZM143 89V88H142ZM141 89V90H142ZM155 89H156V87H155ZM164 89H166V88H164ZM190 89V88H189ZM194 89V88H193ZM210 89V88H209ZM43 90V89H42ZM48 90V89H47ZM69 90H70V88H69ZM79 90V89H78ZM174 90V89H173ZM182 90H183V88H182ZM182 90H180V91H182ZM185 90V89H184ZM183 90V91H184ZM199 90H201V89H199ZM205 90V89H204ZM206 90H207V88H206ZM217 90V89H216ZM31 91V90H30ZM33 91L32 92H30L29 94H30V97L29 98H31V97H36L35 96V94H32L33 93ZM39 91V90H38ZM109 91H110V89H109ZM128 91V90H127ZM136 91H137V89H136ZM168 91H171V88H170V90H168ZM182 91V93H186L187 92V90L186 91H184L183 92ZM43 92V91H42ZM41 92V93H42ZM61 92H63V91H61ZM68 92V91H67ZM73 92H75V91H73ZM95 92V91H94ZM126 92V91H125ZM125 92H124V94H125ZM135 92V90H133V93ZM173 92V91H172ZM178 92H179V90H178ZM205 92V91H204ZM215 92V91H214ZM120 93H121V91H120ZM132 93V94H133ZM171 93V92H170ZM188 93H190L189 91H188ZM201 93H203V91L201 92ZM206 93V92H205ZM25 94V93H24ZM24 94H22L23 95V97H24ZM28 94V95H29ZM34 95V96H32V95ZM36 94H37V92H36ZM55 94H56V92H55ZM54 94V95H55ZM58 94V93H57ZM60 94H62V93H60ZM69 94V93H68ZM124 94H120L121 95V97L119 98L120 100L121 99H124L125 97H124ZM152 94H153V92H152ZM165 94V93H164ZM167 94V93H166ZM192 94V93H191ZM194 95L196 94V93H193ZM97 95V94H96ZM123 95V96H122ZM157 95H159V93L157 94ZM156 95V96H157ZM182 95V94H181ZM180 95V96H181ZM194 95H190V97L191 96H194ZM197 95H199L198 93H197ZM207 95V94H206ZM205 94H204V96H206ZM41 96H43V95H41ZM111 96V95H110ZM113 96V95H112ZM139 96V95H138ZM141 96V95H140ZM147 96H149V95H147ZM154 96V95H153ZM155 96V97H156ZM202 95H200V97H201ZM210 96V95H209ZM27 97V99H29ZM57 97H58V95H57ZM72 97V96H71ZM129 97V93H128V96L126 97V99ZM132 97V96H131ZM137 97V96H136ZM152 97V96H151ZM166 97H168V96H166ZM185 97V96H184ZM189 97V94H187V97L186 98H188ZM69 98V97H68ZM154 98V97H153ZM160 98V97H159ZM180 98V97H179ZM195 98H197V97H195ZM41 99H43V98H41ZM61 99V98H60ZM78 99V98H77ZM104 99V98H103ZM115 99V98H114ZM118 99V98H117ZM131 99V98H130ZM129 99V100H130ZM139 99V98H138ZM144 99V100H143ZM143 99H140V101L142 102V101H146L145 99H146V97H143ZM155 100H157V98H154ZM161 99V98H160ZM200 99V98H199ZM206 99V98H205ZM208 99H209V97H208ZM32 99H30V101H31ZM52 100H53V98H52ZM59 100V99H58ZM57 100V101H58ZM62 100V99H61ZM68 100V99H67ZM66 100V101H67ZM106 100V99H105ZM125 100V99H124ZM129 100H127L128 102H129ZM149 100H151V99H147V101H149ZM164 100H166V99H164ZM173 100V99H172ZM175 100V99H174ZM182 101H183V99H181ZM188 100H190L191 101V99L189 98ZM201 100V99H200ZM207 100V99H206ZM213 100V99H212ZM218 100V99H217ZM217 100H215V102L218 104V102H217ZM223 100V99H222ZM222 100L220 101V102H222ZM63 101V100H62ZM133 101V103H135L134 102V100H132ZM176 101V100H175ZM192 101H194V100H192ZM225 101V100H224ZM64 102V101H63ZM69 102V101H68ZM98 102H100V101H98ZM97 102V103H98ZM106 102V101H105ZM121 102H122V100H121ZM126 102V101H125ZM152 102L154 103V101H153V99H152ZM158 101H156V103H157ZM198 102H199V105H200V101L198 100ZM198 102H197V104H198ZM208 102V101H207ZM210 102V101H209ZM208 102V103H209ZM227 103H228V101H226ZM26 103V102H25ZM32 103V102H31ZM119 103V102H118ZM117 103V104H118ZM122 103H124V101L122 102ZM149 103V102H148ZM147 103V104H148ZM159 103V102H158ZM161 103H162V101H161ZM165 103H167V102H165ZM172 103H174V102H172ZM172 103H170L169 102V104L171 105ZM196 103V102H195ZM208 103H206L209 107H210V104L212 103V101L208 104ZM24 104V103H23ZM55 104V103H54ZM53 104V105H54ZM60 104H61V102H60ZM65 104V103H64ZM70 104V103H69ZM113 103H111V105H112ZM146 104V105H147ZM151 104V103H150ZM183 104V103H182ZM185 104H186V102H185ZM197 104H195L196 105V107L195 108H199V107H197L198 105ZM217 104H215V105H217ZM223 104V103H222ZM29 105V104H28ZM97 105V104H96ZM121 105V104H120ZM145 105V103L143 102V106ZM165 105V104H164ZM187 105V104H186ZM189 105V104H188ZM205 104H203V106H204ZM207 105H205V106H207ZM218 105H220V103L218 104ZM24 106V105H23ZM64 106V105H63ZM81 106V105H80ZM97 106H99V104L97 105ZM123 106V105H122ZM121 106V107H122ZM140 106V105H139ZM155 106V109H156V111L158 110L159 111V107H158V109H157V107H156V104H153V106L152 107H154ZM177 106V105H176ZM183 106V105H182ZM202 106V105H201ZM206 107L207 109L209 108V107ZM52 107V106H51ZM60 107V106H59ZM74 107H76V106H74ZM100 107V106H99ZM128 107V106H127ZM130 107V106H129ZM151 107V108H152ZM213 107H215V106H213ZM226 107V106H225ZM227 107H228V105H227ZM226 107V108H227ZM232 107V108H231ZM35 108V107H34ZM44 108H45V105H44ZM71 108H73V107H71ZM81 109V107H78V109ZM101 108V107H100ZM104 108H105V106H104ZM110 108V107H109ZM140 108H142V107H140ZM147 108H148V106H147ZM146 108V109H147ZM169 108V107H168ZM172 108V107H171ZM174 108V107H173ZM172 108V109H173ZM192 108V107H191ZM193 109V112L196 110V109ZM203 108H205V107H203ZM225 108V109H226ZM33 109V108H32ZM64 109V108H63ZM96 109H98V107H96ZM111 109V108H110ZM123 109V108H122ZM131 109V108H130ZM139 109V108H138ZM149 109V108H148ZM163 109L165 110V108H164V106H163ZM175 109V108H174ZM180 109V108H179ZM190 109V108H189ZM200 109V108H199ZM210 109H212V111H213V108L212 107H210ZM228 109V110H229ZM53 110V109H52ZM84 110V109H83ZM144 110L145 109H143V114H142V116L144 115ZM150 110H152V109H150ZM163 110V111H164ZM176 110V109H175ZM175 110H173L174 112H175ZM181 110H183V109H181ZM201 110V109H200ZM222 110H224V109H222ZM81 111V110H80ZM124 111V110H123ZM123 111H121V113L123 112ZM155 111V112H156ZM157 111V112H158ZM207 111V110H206ZM210 111V110H209ZM212 111L210 112V113H212ZM78 112V111H77ZM125 112V111H124ZM139 112V111H138ZM168 112H169V110H168ZM178 112V111H177ZM180 112V111H179ZM188 112V111H187ZM192 112V111H191ZM220 112V111H219ZM231 112V111H230ZM13 113H14V110H13ZM16 113V112H15ZM15 113H14V116H13V118L15 119L14 121H16V116H15ZM75 113V112H74ZM82 113H83V111H82ZM105 113V112H104ZM126 113V112H125ZM124 113V114H125ZM167 113V112H166ZM199 113V112H198ZM197 113V114H198ZM200 113H201V111H200ZM216 114L215 115H217L218 116V114H217V112H215ZM29 114V113H28ZM65 114V113H64ZM68 114H70V113H68ZM100 114V113H99ZM120 114V113H119ZM145 114H147V112L145 113ZM149 114H151L150 112H149ZM156 114V113H155ZM159 114V113H158ZM175 114V113H174ZM194 114V113H193ZM227 114V113H226ZM8 115V114H7ZM27 115V114H26ZM67 115V114H66ZM81 115V114H80ZM106 115H107V112H106ZM112 115H114V114H112ZM126 115H128V113H126ZM151 115H153L154 117H157L156 115H154V114H151ZM162 115V114H161ZM176 115V114H175ZM185 115H187V114H185ZM210 115V114H209ZM213 115V114H212ZM211 115V116H212ZM32 116H34V115H32ZM57 116V115H56ZM58 116H60V115H58ZM57 116V117H58ZM76 116V115H75ZM83 116V115H82ZM120 116V115H119ZM145 116V115H144ZM147 116V115H146ZM150 116V115H149ZM153 116H151V117H153ZM189 116V115H188ZM194 116H195V114H194ZM217 116L216 117H214L213 118V120H215L216 118H217ZM221 116V115H220ZM220 116L218 117L219 119H220ZM223 116V115H222ZM221 116V117H222ZM84 117V116H83ZM124 117V115H122V118ZM126 117V116H125ZM129 117H131L130 116V114H129ZM132 117H134V115L132 116ZM151 117L149 118V119H151ZM169 117V116H168ZM196 117V116H195ZM213 117V116H212ZM211 117V118H212ZM18 118H20V115H19V117ZM25 118V117H24ZM24 118H22L20 121V123L22 124V123H24L25 124V122H22V120L24 119ZM33 118V117H32ZM56 118V117H55ZM60 118V117H59ZM113 118V117H112ZM121 118V117H120ZM119 117H118V120L120 119ZM135 118V117H134ZM137 118V117H136ZM224 118V117H223ZM87 119V118H86ZM95 119V118H94ZM101 118H99V120H100ZM133 119V118H132ZM149 119H147V120H149ZM163 119H165V117H163ZM192 119V118H191ZM196 119V118H195ZM200 119V118H199ZM204 119H206V118H204ZM203 119V120H204ZM208 119H209V117L207 118V122H206V124L207 123H209V122H211V121H213V120H211V121H208ZM68 120V119H67ZM90 120V119H89ZM107 120H108V118H107ZM106 120V121H107ZM117 120V121H118ZM134 120H138V119H134ZM133 120V121H134ZM143 120H145V117H144V119ZM147 120H146V122H147ZM173 120V119H172ZM180 120V119H179ZM183 120V119H182ZM182 120H180V121H182ZM203 120H202V122H203ZM11 121V120H10ZM24 121V120H23ZM25 121H28V120H25ZM58 121V120H57ZM101 121H102V119H101ZM111 121H114V120H112L111 119ZM121 121V120H120ZM129 121H131V120H129ZM154 121H157V120H155V118H154ZM174 121V120H173ZM172 121V122H173ZM185 121V120H184ZM183 121V122H184ZM194 121V120H193ZM196 121V120H195ZM205 121V120H204ZM220 121V120H219ZM7 122V121H6ZM9 122V121H8ZM35 122H36V120H35ZM55 122V121H54ZM70 122V121H69ZM93 122V121H92ZM105 122V121H104ZM135 122V121H134ZM145 122V123H146ZM159 122H161L160 120H159ZM166 122H170V121H167L166 120ZM172 122H170V123H172ZM186 122H188V121H186ZM198 122V121H197ZM197 122H196V124H197ZM217 122V121H216ZM51 123V122H50ZM50 123H48V124H50ZM85 123V122H84ZM88 123H90V121L88 122ZM99 123H100V121H99ZM107 122H105V124H106ZM116 123V122H115ZM120 123V122H119ZM121 123H123V122H121ZM129 123V122H128ZM144 123V124H145ZM150 123V122H149ZM163 123H165V122H163ZM182 123V122H181ZM204 123V122H203ZM212 123V122H211ZM214 123H215V121H214ZM6 124V123H5ZM7 124H9V123H7ZM31 124V123H30ZM79 124V123H78ZM95 124V123H94ZM102 124L104 125V123L102 122ZM111 125H112V122L110 123ZM132 124V123H131ZM152 123H150L149 125H150V128H151V125ZM183 124V123H182ZM190 124V123H189ZM188 124V127L191 125H189ZM196 124H194V126L196 125ZM210 124V123H209ZM216 124V123H215ZM1 125V124H0ZM154 125H156V124H154ZM164 125V124H163ZM171 125V124H170ZM173 125V124H172ZM185 125V124H184ZM4 126V125H3ZM51 126V125H50ZM79 126V125H78ZM83 126V125H82ZM96 126H98V125H96ZM95 126V127H96ZM100 126H102V125H100ZM105 126V125H104ZM142 126H144L143 124H142ZM148 126V125H147ZM182 126V125H181ZM196 126H199V125H196ZM217 126V125H216ZM1 127V126H0ZM8 127H10V126H8ZM106 127V126H105ZM104 127V128H105ZM117 127V126H116ZM115 127V128H116ZM120 127V126H119ZM129 127V126H128ZM149 127V126H148ZM173 127H174V125H173ZM172 127V128H173ZM178 127V126H177ZM184 127V126H183ZM201 127V126H200ZM199 127V128H200ZM210 127H213V125L212 126H210ZM209 127V128H210ZM2 128V127H1ZM12 128H13V126H12ZM48 128V127H47ZM46 128V129H47ZM52 128V127H51ZM80 128V127H79ZM83 128V127H82ZM81 128V129H82ZM88 128V127H87ZM102 128H103V126H102ZM104 128H103V133L105 132L104 131ZM169 128H170V126H169ZM172 128H170V130L172 129ZM179 128V127H178ZM177 128V129H178ZM185 128V127H184ZM191 128V127H190ZM189 128V129H190ZM197 128V127H196ZM37 129V128H36ZM89 129V128H88ZM110 129V128H109ZM112 129H113V127H112ZM119 129V128H118ZM138 129V128H137ZM175 129H176V127H175ZM189 129H188V131H189ZM202 128H200L199 130H201ZM13 130V129H12ZM54 130V129H53ZM100 130V129H99ZM108 130V129H107ZM106 130V131H107ZM114 130V129H113ZM128 130H130L129 128H128ZM150 130V129H149ZM198 130V128L195 130V131H197ZM204 130H206V128H204ZM212 130H213V128H212ZM3 131H5V128H4V130ZM2 131V133H4ZM37 131V130H36ZM86 131H88V130H86ZM96 131V130H95ZM98 131V130H97ZM153 131V130H152ZM158 131V130H157ZM172 131V130H171ZM194 131V132H195ZM7 132V131H6ZM5 132V133H6ZM16 132V131H15ZM59 132V131H58ZM80 132H83V131H80ZM89 132V131H88ZM114 132V131H113ZM120 132V131H119ZM156 132V131H155ZM167 131L165 130V133H166ZM174 132V131H173ZM178 132H180V130L178 131ZM203 132V131H202ZM202 132H200V133H202ZM65 133V132H64ZM93 133V132H92ZM95 133V132H94ZM101 133V132H100ZM127 133V132H126ZM151 133H154V132H151ZM157 133V132H156ZM155 133V134H156ZM162 133V132H161ZM164 133V132H163ZM168 133V132H167ZM172 133V132H171ZM1 134V133H0ZM7 134H9V133H7ZM41 134V133H40ZM73 134V133H72ZM78 134V133H77ZM84 134V133H83ZM91 134V133H90ZM90 134H87L86 133V136L87 135H89L88 137L89 138H92V137H90ZM99 134V133H98ZM102 134V133H101ZM120 134V133H119ZM193 134V133H192ZM242 134H243V136H242ZM81 135V134H80ZM96 136H95V138H97V134H95ZM100 135V134H99ZM104 135V134H103ZM103 135H101L102 137H103ZM158 135H160V134H158ZM163 135H165V134H163ZM191 135V134H190ZM5 136H6V134H5ZM30 136V135H29ZM56 136V135H55ZM100 136V137H101ZM116 136H117V134H116ZM115 136V137H116ZM123 136V135H122ZM150 136V135H149ZM166 136V135H165ZM179 136V135H178ZM200 136H202L201 134H200ZM21 137H23V136H21ZM67 137V136H66ZM77 137V136H76ZM81 137V136H80ZM102 137H101V139H102ZM114 137V138H115ZM120 137V136H119ZM144 136H142V138H143ZM156 138L155 139H157V136H155ZM169 137V136H168ZM177 137V136H176ZM180 137V136H179ZM185 137H187L188 138V136H185ZM184 137V138H185ZM191 137V136H190ZM197 137V136H196ZM41 138V137H40ZM39 138V139H40ZM52 138V137H51ZM50 138V139H51ZM78 138V137H77ZM98 138H99V136H98ZM112 138V137H111ZM117 138H118V136H117ZM147 138H149V137H147ZM153 138V137H152ZM172 138V137H171ZM187 138H185V141H186V139ZM199 138H201V137H199ZM28 139V138H27ZM39 139H38V142H39ZM47 139V138H46ZM49 139V140H50ZM53 139H54V137H53ZM52 139V140H53ZM84 139V138H83ZM86 139V138H85ZM106 139V138H105ZM119 139V138H118ZM154 139V140H155ZM162 139V138H161ZM168 139V138H167ZM177 139V138H176ZM181 139V138H180ZM179 139V140H180ZM11 140V139H10ZM20 140V139H19ZM42 140H44V139H42ZM58 140H59V138H58ZM78 140V139H77ZM100 140V139H99ZM103 140H104V138H103ZM113 140V139H112ZM115 140H116V138H115ZM114 140V141H115ZM119 140H123V139H119ZM136 140V139H135ZM158 140V139H157ZM193 140V139H192ZM192 140H190L189 142H191ZM24 141V140H23ZM127 141V140H126ZM156 141V140H155ZM159 141V140H158ZM164 141H166V140H164ZM174 141V140H173ZM176 141V140H175ZM184 141V140H183ZM18 142V141H17ZM22 142V141H21ZM29 142H32L31 140L29 141ZM43 142V141H42ZM42 142H41V144H42ZM44 142H45V140H44ZM44 142H43V144H44ZM77 142V141H76ZM89 142V141H88ZM91 142V141H90ZM89 142V143H90ZM125 142V141H124ZM137 142H139V141H137ZM141 142V141H140ZM171 142H172V140H171ZM196 142H198V139L196 138ZM8 143H9V141H8ZM7 143V144H8ZM10 143H11V141H10ZM23 143V142H22ZM46 143V142H45ZM82 143V142H81ZM99 143V142H98ZM130 143V142H129ZM146 143H148V141H146ZM145 143V144H146ZM164 143V142H163ZM162 143V144H163ZM173 143V142H172ZM171 143V144H172ZM179 143V142H178ZM181 143V142H180ZM199 143H201V142H199ZM6 144V145H7ZM17 144V143H16ZM32 144V143H31ZM34 144V143H33ZM42 144V146H45V145H43ZM80 144V143H79ZM79 144H77V145H79ZM83 144V143H82ZM91 144V143H90ZM95 144V143H94ZM94 144H93V146H94ZM102 144V143H101ZM111 144V143H110ZM112 144H114L113 142H112ZM122 144V143H121ZM131 144V143H130ZM139 144V143H138ZM144 144V143H143ZM155 144V142L153 143V145ZM161 144V145H162ZM167 144H169V143H167ZM181 144H184V143H181ZM180 144V145H181ZM189 144V143H188ZM11 145V144H10ZM9 144L7 145V146H10ZM40 145V143L38 144V146ZM76 145V144H75ZM85 145V144H84ZM84 145H83V147H84ZM99 145V144H98ZM108 145H109V143H108ZM135 145V144H134ZM133 145V146H134ZM153 145H151V146H153ZM156 145V144H155ZM185 145V144H184ZM191 145V144H190ZM194 145H196V143L194 144ZM200 145V144H199ZM31 146V145H30ZM53 146V145H52ZM55 146V145H54ZM95 146H96V144H95ZM103 146V145H102ZM118 146V145H117ZM147 146H148V144H147ZM150 146V147H151ZM174 146V145H173ZM175 146L176 147H178L176 144H175ZM183 146V145H182ZM198 146V145H197ZM207 146H209L208 148L209 149H206L207 148ZM15 147V146H14ZM35 148H36V146H34ZM69 147H72V146H70L69 145ZM87 147V146H86ZM99 147H100V145H99ZM104 147V146H103ZM181 147V146H180ZM187 147V146H186ZM185 147V148H186ZM194 147V146H193ZM23 148V147H22ZM27 148V147H26ZM47 148V147H46ZM68 148V147H67ZM109 148H111V146H109ZM114 148V147H113ZM118 148H121V147H118ZM123 148V147H122ZM132 148H134V147H132ZM137 148V147H136ZM152 148V147H151ZM154 148V147H153ZM155 148H157L156 146H155ZM154 148V149H155ZM160 148V147H159ZM166 148L168 149L169 147H168V145L166 146ZM182 148V150H183V147H181ZM185 148H184V150H185ZM192 148V147H191ZM201 148V149H202ZM25 149V148H24ZM62 149V148H61ZM66 149V148H65ZM65 149H63L64 151H65ZM144 149H146V148H144ZM148 149H150L149 147H148ZM161 149H162V146H161ZM163 149H165V147L163 148ZM166 149V150H167ZM172 149H173V147H172ZM177 149V148H176ZM6 150V149H5ZM14 150V149H13ZM36 150H38V149H36ZM69 150H71V148H69ZM83 150H84V148H83ZM90 150V149H89ZM116 149L114 148V151H115ZM126 150V149H125ZM139 150H140V147H139ZM138 150V151H139ZM156 150V149H155ZM168 150H171L170 148L168 149ZM167 150V151H168ZM183 150V151H184ZM24 151V150H23ZM44 151V150H43ZM85 151V150H84ZM83 151V152H84ZM99 150H97V152H98ZM104 151V150H103ZM108 151V150H107ZM114 151H112V152H114ZM129 152H130V150H128ZM132 151V150H131ZM144 151V150H143ZM167 151H165V152H167ZM172 151V150H171ZM174 151H175V149H174ZM179 151V150H178ZM11 152V151H10ZM14 152V151H13ZM36 152V151H35ZM48 152V151H47ZM46 152V153H47ZM66 152V151H65ZM70 152V151H69ZM88 152V151H87ZM100 152V151H99ZM105 152V151H104ZM111 152V153H112ZM120 152H121V149H120ZM140 152V151H139ZM145 152V151H144ZM148 152V151H147ZM146 152V153H147ZM161 152H163V150H161ZM176 152V151H175ZM174 152V153H175ZM194 152V151H193ZM2 153V152H1ZM5 153H7V151L5 152ZM23 153V152H22ZM40 153V152H39ZM44 153V152H43ZM55 153V152H54ZM57 153V152H56ZM86 153V152H85ZM95 153V152H94ZM102 154H103V152H101ZM99 154V155H101L102 156V154ZM117 153V152H116ZM126 152H124L123 154H125ZM156 153V152H155ZM170 153V152H169ZM195 153H197L196 152V150H195V152H194V154ZM200 153V152H199ZM25 154H27V152L25 151ZM62 154V153H61ZM61 154H59L60 156H61ZM92 154V153H91ZM108 154V153H107ZM131 154V153H130ZM140 154H142V155H144V153H140ZM152 154V153H151ZM150 154V156L152 157L153 155H151ZM163 154V153H162ZM167 154V153H166ZM171 154H172V152H171ZM176 154H177V152H176ZM187 154V153H186ZM194 154H192V155H194ZM5 155V154H4ZM3 155V156H4ZM13 155V154H12ZM23 155V154H22ZM41 155V154H40ZM49 155V154H48ZM51 155H53V154H51ZM67 155V154H66ZM88 155H90L89 153H88ZM94 155V157H96V160L98 161L99 159L97 158V154H93ZM105 155V154H104ZM117 155H118V153H117ZM119 155H120V153H119ZM118 155V156H119ZM126 155H128V153L126 154ZM149 155V154H148ZM173 155V154H172ZM178 155H180L179 153H178ZM177 155V156H178ZM189 155V154H188ZM191 155V154H190ZM6 156V155H5ZM21 156V155H20ZM25 156V155H24ZM44 157L46 156V155H43ZM54 156V155H53ZM59 156V157H60ZM107 156V155H106ZM113 156V155H112ZM131 156H133L132 154H131ZM145 156V155H144ZM143 156V157H144ZM147 156V155H146ZM161 156V155H160ZM159 156V157H160ZM165 156V155H164ZM168 156V155H167ZM167 156H165V157H167ZM169 156H171V155H169ZM168 156V157H169ZM176 156V155H175ZM9 157V156H8ZM43 157V158H44ZM48 157V156H47ZM55 157V156H54ZM56 157H58V156H56ZM62 157V156H61ZM99 157V156H98ZM121 157V156H120ZM120 157H118V160H120L119 158ZM122 157H124V156H122ZM128 157H130L129 155H128ZM137 157H138V155H137ZM149 157V156H148ZM147 157V158H148ZM163 157V156H162ZM186 157H187V155H186ZM193 157V156H192ZM195 157V156H194ZM198 157V156H197ZM1 158H4V157H2L1 156ZM34 158V157H33ZM35 158H36V156H35ZM68 158V157H67ZM109 158H111V156L109 157ZM114 158H115V156H114ZM132 158V157H131ZM140 158V157H139ZM146 158V159H147ZM150 158V157H149ZM155 158H158V157H155ZM172 158V157H171ZM183 157H181V159H182ZM189 158H190V156H189ZM228 158L230 159V162H228L229 160H228ZM16 159V158H15ZM31 159V158H30ZM49 159H50V157H49ZM60 159V158H59ZM70 159V158H69ZM68 159V160H69ZM73 159V158H72ZM84 159H85V157H84ZM108 159V158H107ZM132 159H134V158H132ZM136 159V158H135ZM152 159V158H151ZM162 158L160 157V160H161ZM196 159H199V157L198 158H196ZM6 160V159H5ZM4 160V161H5ZM52 160V159H51ZM117 160V159H116ZM122 160H124V159H122ZM121 160V161H122ZM126 160V159H125ZM131 160V159H130ZM130 160H128V161H130ZM140 160V159H139ZM142 160V159H141ZM172 160H174V159H172ZM180 160V159H179ZM184 160V162H185V159H183ZM193 161H195V159H192ZM15 161V160H14ZM39 161H41V159L39 160ZM44 161V160H43ZM61 161H62V159H61ZM61 161H59V162H61ZM86 161V160H85ZM103 161H104V159H103ZM105 161H107V160H105ZM109 161H112V159L111 160H109ZM128 161H126V163L128 162ZM133 161V160H132ZM159 161V160H158ZM169 161V160H168ZM198 161V160H197ZM2 162H3V160H2ZM2 162H1V164H2ZM58 162V163H59ZM63 162V161H62ZM65 162V161H64ZM119 162V161H118ZM134 162H135V160H134ZM137 162V161H136ZM140 162V161H139ZM155 162V161H154ZM153 162V160H152V164L154 163ZM160 162V161H159ZM183 162V161H182ZM181 162V163H182ZM13 163H15V162H13ZM40 163H43V162H40ZM66 163V162H65ZM81 163V162H80ZM86 163H87V161H86ZM85 163V164H86ZM105 162H103V164H104ZM107 163V162H106ZM122 163V162H121ZM143 163V162H142ZM151 163L149 162V164H150V168H149V170L151 169ZM170 163V162H169ZM195 163V162H194ZM197 163V162H196ZM199 163V162H198ZM5 164V163H4ZM8 164V163H7ZM10 164V163H9ZM72 164V163H71ZM92 164H95V163H92ZM108 165H109V162L107 163ZM124 164V163H123ZM128 164V163H127ZM134 164V163H133ZM148 164V165H149ZM164 164V163H163ZM178 164H179V162H178ZM186 164V163H185ZM11 165V164H10ZM9 165V166H10ZM16 165V164H15ZM33 165H35V164H33ZM38 165V164H37ZM61 165H63V164H61ZM66 165H67V163H66ZM83 165V164H82ZM90 165V164H89ZM97 165V164H96ZM99 165V164H98ZM101 165V164H100ZM113 165V162H111V164L109 165L110 167ZM129 165V164H128ZM144 165H146L145 163H144ZM156 165H159V164H156ZM164 165H166V164H164ZM181 165V164H180ZM196 165V164H195ZM4 166V165H3ZM2 166V167H3ZM67 166H69V165H67ZM72 166H73V164H72ZM86 166V167H85ZM83 165V168L85 167V168H87L88 167V165ZM102 166V165H101ZM101 166H99V167H101ZM115 166V168H116V166L118 167V163H117V165H114ZM113 166V167H114ZM122 166V165H121ZM141 166V165H140ZM163 166V165H162ZM177 166V165H176ZM6 166H4L3 168H5ZM32 167V166H31ZM56 167V166H55ZM105 167V166H104ZM107 167V166H106ZM110 167L108 168V169H110ZM123 167H125V164H124V166ZM127 167V166H126ZM142 167V166H141ZM163 167H165V166H163ZM190 167V166H189ZM7 168V167H6ZM12 168H13V166H12ZM147 168V167H146ZM8 169V168H7ZM57 169V168H56ZM72 169V168H71ZM75 169V168H74ZM79 169V168H78ZM107 169V170H108ZM125 169V168H124ZM128 169V168H127ZM127 169H126V171H127ZM139 169H140V167H139ZM158 169V168H157ZM160 169V168H159ZM205 169V170H204ZM1 170V169H0ZM5 170V169H4ZM10 170V169H9ZM15 170V169H14ZM63 170H65V168L63 169ZM76 170V169H75ZM81 170V169H80ZM111 170H113V169H111ZM118 170H122V169H120V167H119V169ZM137 170V169H136ZM135 170V171H136ZM146 170H148V169H146ZM155 170V169H154ZM204 170V172H202ZM54 171V170H53ZM82 171V170H81ZM85 171H86V169H85ZM85 171H83L84 173H85ZM91 171V170H90ZM89 171V172H90ZM96 171H98V170H96ZM95 171V172H96ZM114 171H115V169H114ZM123 171H125V170H123ZM143 170H141V172H142ZM144 171H145V167H144ZM157 171V170H156ZM159 171H161V169L159 170ZM180 171V170H179ZM3 172V171H2ZM7 172H9V171H7ZM12 172V171H11ZM16 172V171H15ZM51 172V171H50ZM49 172V173H50ZM63 172V171H62ZM74 172V171H73ZM79 172V171H78ZM93 172V171H92ZM107 172V171H106ZM129 172V171H128ZM127 172V173H128ZM138 172V171H137ZM153 172V171H152ZM169 172V171H168ZM173 172V171H172ZM171 172V173H172ZM177 172V171H176ZM175 172V173H176ZM10 173V172H9ZM34 173V172H33ZM33 173H31L32 175H33ZM55 173H56V170H55ZM58 173V172H57ZM91 173V172H90ZM117 173V172H116ZM120 173V172H119ZM140 173V172H139ZM139 173H137V174H139ZM170 173V172H169ZM179 173L180 172H178V175H179ZM190 173H194V172H190ZM2 174V173H1ZM30 174V175H31ZM51 174H53L52 172H51ZM61 173L59 172V175H60ZM80 174H81V172H80ZM79 174V175H80ZM91 174H93V173H91ZM90 174V176L92 177V175ZM95 174V173H94ZM106 173H104V175H105ZM136 174V175H137ZM153 174V173H152ZM157 174V173H156ZM196 174V173H195ZM207 174H209L210 175V182L207 184L206 182H205V180H204V178H205V176L207 175ZM26 175H28V173H26ZM25 175V176H26ZM47 175V174H46ZM45 175V176H46ZM54 175V174H53ZM52 175V176H53ZM58 175V174H57ZM62 175H64L63 173H62ZM79 175H77L78 177H76V178H79ZM89 175V174H88ZM96 175V174H95ZM100 175H103V174H99V176ZM103 175V176H104ZM144 175H146V174H144ZM149 175V174H148ZM151 175V174H150ZM149 175V176H150ZM176 175H177V173H176ZM181 175V174H180ZM179 175V176H180ZM47 176H50V174L49 175H47ZM55 176V175H54ZM53 176V177H54ZM65 176V175H64ZM67 176H73V174L72 175H68L67 174ZM84 176H86V175H84ZM89 176V177H90ZM98 176V177H99ZM173 176H175V175H173ZM1 177V176H0ZM2 177H4L3 176V174H2ZM6 177V176H5ZM4 177V178H5ZM53 177H52V179H53ZM81 177V176H80ZM88 177V176H87ZM106 177V176H105ZM104 177V178H105ZM119 177V176H118ZM143 177V176H142ZM145 177V176H144ZM178 177V176H177ZM3 178V180H5ZM45 178V177H44ZM66 178H68V177H66ZM75 178V179H76ZM104 178L102 177V179L104 180ZM135 178H136V176H135ZM150 178V177H149ZM148 178V179H149ZM173 178V177H172ZM180 178V177H179ZM7 179V178H6ZM9 179V178H8ZM7 179V180H8ZM41 179V178H40ZM51 179V178H50ZM51 179V180H52ZM69 179H70V177H69ZM92 179V178H91ZM93 179H95L94 177H93ZM93 179L91 180V186H92V184H93ZM106 179V178H105ZM108 179V178H107ZM133 178H131V180H132ZM168 179H170L171 180V178H168ZM175 179H178V178H175ZM57 180V179H56ZM78 180V179H77ZM100 180V179H99ZM98 180V181H99ZM116 180V179H115ZM136 180V179H135ZM144 180V179H143ZM147 180V179H146ZM150 180H152V179H150ZM180 180V179H179ZM33 181V180H32ZM36 181V180H35ZM34 181V182H35ZM44 182H46V180H43ZM54 181V180H53ZM67 181V180H66ZM73 181H75V180H73ZM86 181H87V178H86ZM85 181V182H86ZM89 181V180H88ZM93 181V182H92ZM101 181V180H100ZM99 181V182H100ZM118 181V180H117ZM127 181V180H126ZM126 181H124V183H126ZM129 181V180H128ZM134 181V180H133ZM132 181V182H133ZM145 181V180H144ZM159 181V180H158ZM166 181V180H165ZM184 181V180H183ZM207 181V180H206ZM26 182V181H25ZM28 182V181H27ZM36 182H38V181H36ZM35 182V183H36ZM69 182H70V180H69ZM99 182H96V183H98L99 184ZM110 182V181H109ZM120 182L121 181H119V185L118 186H121V184H120ZM150 182H152V181H150ZM173 182V181H172ZM34 183V184H35ZM50 183V182H49ZM68 183V182H67ZM73 183V182H72ZM71 183V184H72ZM122 183H123V181H122ZM123 183V184H124ZM130 183H131V181H130ZM153 183H155V182H153ZM152 183V184H153ZM160 183V182H159ZM167 183V182H166ZM6 184V183H5ZM11 184V183H10ZM14 184V183H13ZM33 185V182L32 183H30V185ZM37 184V183H36ZM60 184H61V182H60ZM70 184V183H69ZM90 184H88L89 186H90ZM95 184V183H94ZM94 184H93V186H92V188L93 189H95L96 187L94 186ZM102 184H103V182H102ZM122 184V185H123ZM141 184V183H140ZM140 184H138V185H140ZM148 184V183H147ZM150 184V183H149ZM164 184V183H163ZM162 184V185H163ZM169 184V183H168ZM15 185V184H14ZM46 185V184H45ZM87 184H86V187L88 186ZM100 185V184H99ZM98 185V186H99ZM159 185V184H158ZM173 185H174V183H173ZM211 185H213V186H215V187H212ZM62 186H64V185H62ZM62 186H61V188H62ZM67 186V185H66ZM73 186V185H72ZM75 186H76V184H75ZM88 186V187H89ZM105 186H107V185H105ZM108 186H110L109 184H108ZM117 186V187H118ZM125 186V185H124ZM123 186V187H124ZM127 186H129V185H127ZM134 186V185H133ZM137 186V185H136ZM144 186V185H143ZM169 186H170V184H169ZM172 186V185H171ZM49 187V186H48ZM50 187H51V184H50ZM69 187H70V185H69ZM68 187V188H69ZM76 187H78V186H76ZM88 187H87V190H89L88 189ZM111 187V186H110ZM129 187H131V184H130V186ZM140 186H138V187H136V191L138 192V188H139ZM142 187V186H141ZM145 187V186H144ZM27 188V187H26ZM40 188V187H39ZM58 188V187H57ZM61 188H60V190H61ZM65 188V187H64ZM67 188V189H68ZM71 188V187H70ZM74 188V187H73ZM89 188H91V187H89ZM91 188V189H92ZM99 188V187H98ZM100 188H101V185H100ZM119 188V187H118ZM121 188V187H120ZM119 188V190H121ZM127 188V187H126ZM125 188V189H126ZM158 188V187H157ZM173 188H174V186H173ZM181 188V187H180ZM211 188H213L215 191H220V197H217L214 193H213V191H212V189ZM0 189H1V187H0ZM66 189V188H65ZM67 189H66V191H67ZM76 189V188H75ZM81 189H82V187H81ZM105 189H107V188H105ZM104 189V190H105ZM125 189H123V190H125ZM138 189V190H137ZM148 189V188H147ZM179 189V188H178ZM39 190V189H38ZM98 189H96V190H94V191H96V193L98 194V191H97ZM101 190V189H100ZM99 190V191H100ZM117 190V189H116ZM130 190V189H129ZM150 190V189H149ZM159 190V189H158ZM165 190H166V188H165ZM208 190V191H207ZM52 190H50L49 192H51ZM93 191V190H92ZM108 191H109V189H108ZM111 191H113L112 189H111ZM110 191V192H111ZM134 191V190H133ZM175 191H176V189H175ZM5 192H6V190H5ZM4 192V193H5ZM88 192H90V191H88ZM117 192V191H116ZM119 192V191H118ZM122 192H125V191H122ZM135 192V191H134ZM144 192H145V190H144ZM168 192H169V189H168ZM171 192V191H170ZM169 192V193H170ZM176 192H178V191H176ZM216 192V193H217ZM1 193V192H0ZM45 193V192H44ZM66 193V192H65ZM95 193V194H96ZM109 193V192H108ZM131 193H132V191H131ZM158 193V192H157ZM3 194V193H2ZM26 194V193H25ZM30 194V193H29ZM58 193H56V195H57ZM66 194H68L69 195V193L67 192ZM72 194V193H71ZM91 194V193H90ZM102 194V193H101ZM105 194V193H104ZM103 194V195H104ZM119 194V193H118ZM136 194V193H135ZM20 195V194H19ZM43 196L45 195V194H42ZM49 195V194H48ZM52 195V194H51ZM62 195V194H61ZM64 195V194H63ZM106 195V194H105ZM113 195V194H112ZM111 195V196H112ZM120 195V194H119ZM123 195V194H122ZM127 195H129V194H126L125 195V197L127 196ZM139 195V194H138ZM142 195H143V193H142ZM146 195H147V191H146ZM35 196V195H34ZM82 196V195H81ZM107 196V195H106ZM109 196V195H108ZM115 196V195H114ZM130 196V195H129ZM133 196V195H132ZM141 196V195H140ZM168 196V195H167ZM29 197H30V195H29ZM33 197V196H32ZM40 197H41V195H40ZM45 197H47V196H45ZM68 197H71L70 195L68 196ZM93 197H96L95 195L93 196ZM119 197V196H118ZM138 197V196H137ZM158 197V196H157ZM156 197V198H157ZM170 197V196H169ZM184 197V196H183ZM3 198V197H2ZM13 198V197H12ZM57 197L55 196V199H56ZM114 198V197H113ZM128 198H131V197H128ZM181 198V197H180ZM77 199V198H76ZM81 199V198H80ZM107 200L109 199V198H106ZM117 200H119L118 198H116ZM124 199V198H123ZM127 199V198H126ZM132 199V198H131ZM191 199V198H190ZM4 200V199H3ZM42 200H43V198H42ZM45 200V199H44ZM43 200V201H44ZM58 201H59V199H57ZM113 200V199H112ZM116 200V201H117ZM128 200V199H127ZM138 200H139V197H138ZM145 200V199H144ZM157 200V199H156ZM35 201V200H34ZM38 201V200H37ZM40 201V200H39ZM55 201V200H54ZM62 201V200H61ZM63 201H64V199H63ZM74 201V200H73ZM89 201H90V199H89ZM102 201V200H101ZM109 201V200H108ZM107 201V202H108ZM120 201H121V199L119 200V203H120ZM122 201H126V200H122ZM28 202V201H27ZM98 202V201H97ZM106 202V201H105ZM118 202V201H117ZM127 202V201H126ZM125 202V203H126ZM136 202V201H135ZM15 203H16V201H15ZM23 203V202H22ZM32 203V202H31ZM104 203V202H103ZM112 203V202H111ZM127 203H130V200H129V202H127ZM137 203H139V202H137ZM140 203H141V201H140ZM143 203H145V202H143ZM148 203V202H147ZM174 203V202H173ZM178 203H180V202H178ZM195 203V202H194ZM10 204V203H9ZM54 204V203H53ZM52 204V205H53ZM82 204V203H81ZM90 204V203H89ZM100 204V203H99ZM105 204V203H104ZM103 204V205H104ZM110 204V203H109ZM108 204V205H109ZM114 204H116V202L115 203H113V205ZM121 204V203H120ZM169 204H171V202L170 203H168V206H169ZM181 204H182V202H181ZM189 204H190V202H189ZM189 204H188V206H189ZM15 205V204H14ZM27 205H29V204H27ZM26 205V206H27ZM42 205V204H41ZM56 205V204H55ZM54 205V206H55ZM80 205V204H79ZM78 205V206H79ZM85 205V204H84ZM91 205V204H90ZM107 205V204H106ZM107 205V206H108ZM112 205V206H113ZM137 205V204H136ZM135 205V206H136ZM144 205V204H143ZM142 205V206H143ZM164 205V204H163ZM162 205V206H163ZM167 205V204H166ZM86 206V205H85ZM112 206H111V208H112ZM116 206L117 205H115V208H116ZM124 206H126V205H124ZM131 206H133V205H131ZM141 206V205H140ZM139 206V207H140ZM141 206V207H142ZM155 206V205H154ZM154 206H153V208H154ZM156 206H158V205H156ZM155 206V207H156ZM167 206V207H168ZM16 207V206H15ZM91 207V206H90ZM118 207V206H117ZM138 207V205H137V208H139ZM151 207V206H150ZM159 207L160 206H158L157 207V210L159 209ZM164 207V206H163ZM175 207V206H174ZM180 207V206H179ZM183 207V206H182ZM194 207V206H193ZM12 208L13 207H11V210H12ZM18 208V207H17ZM27 208V207H26ZM29 208V207H28ZM27 208V209H28ZM34 209H35V207H33ZM42 208H43V206H42ZM48 208H51V207H48ZM56 208V207H55ZM105 208V207H104ZM104 208H103V210H104ZM114 208V207H113ZM112 208V209H113ZM119 208V207H118ZM122 208V207H121ZM125 208V207H124ZM124 208H123V210H124ZM148 208V205H147V207H145V209H147ZM166 208V207H165ZM184 208V207H183ZM13 209H15V208H13ZM23 209V208H22ZM30 210V212H31V209L32 208H29ZM97 209V208H96ZM106 209V208H105ZM120 209V208H119ZM127 209V208H126ZM136 209V208H135ZM135 209L133 210V209H130V210H133V213L135 214ZM141 209V208H140ZM144 209V207H143V209L142 210H145ZM149 209V208H148ZM151 210H152V208H150ZM162 209V208H161ZM164 209V208H163ZM20 210V209H19ZM39 209H38V207H36V210L35 211H33V213H35L36 214V211H38ZM59 210H61V209H59ZM85 210V209H84ZM93 210V209H92ZM100 210V209H99ZM98 210V211H99ZM108 210V209H107ZM115 210V209H114ZM122 210V211H123ZM141 210V211H142ZM157 210H155V211H157ZM167 210V209H166ZM170 210V209H169ZM175 210V209H174ZM5 211H7L6 209H5ZM21 211V210H20ZM25 211H26V209H25ZM46 211V210H45ZM44 211V212H45ZM55 211V210H54ZM62 211V210H61ZM77 211V210H76ZM81 211H82V209H81ZM88 211V210H87ZM109 211H110V209H109ZM112 211V210H111ZM138 211V210H137ZM140 211V210H139ZM138 211V212H139ZM164 211V210H163ZM176 211V210H175ZM179 211V210H178ZM182 211V210H181ZM19 212V211H18ZM39 212V211H38ZM44 212L43 213H40V214H43L44 215ZM65 212V211H64ZM66 212H67V210H66ZM100 212V211H99ZM120 212H121V209H120ZM143 212V211H142ZM141 212V213H142ZM154 212V211H153ZM152 212V214H154ZM159 212V211H158ZM160 212H162V211H160ZM165 212V211H164ZM164 212H163V214H164ZM167 212H168V210H167ZM172 212V210H170V213ZM184 212V211H183ZM195 212H196V210H195ZM60 213H62V212H60ZM106 213H108V215H109V212L107 211ZM111 214H113L112 212H110ZM117 213V212H116ZM116 213H115V215H116ZM126 213V212H125ZM130 213V212H129ZM139 214V215H142V214ZM149 213V212H148ZM148 213H147V215H148ZM157 213V212H156ZM175 213V212H174ZM2 214H3V212H2ZM8 214V213H7ZM19 214V213H18ZM35 214H33L32 216L34 217V215ZM80 214H81V212H80ZM90 214V213H89ZM88 214V215H89ZM118 214V213H117ZM168 214V213H167ZM172 214V213H171ZM13 215V214H12ZM23 215V214H22ZM87 215V214H86ZM136 215V214H135ZM145 215H146V213H145ZM144 215V216H145ZM174 214H172V215H169V217L170 216H172V217H174L173 216ZM198 215H200V214H198ZM3 216V215H2ZM16 216H18L17 214H16ZM35 216H39L38 214L37 215H35ZM45 216V215H44ZM48 215H46V217H47ZM77 216V215H76ZM90 216V215H89ZM114 216V215H113ZM117 216V215H116ZM120 216V215H119ZM137 216V215H136ZM155 217H157V215H154ZM158 216H159V214H158ZM162 216V215H161ZM176 216H177V214H176ZM4 217V216H3ZM28 217V216H27ZM26 217V218H27ZM111 217H112V215H111ZM127 217V216H126ZM141 217V216H140ZM149 217H150V214H149ZM153 217V216H152ZM152 217H150V218H152ZM166 217V216H165ZM171 217V218H172ZM200 217V216H199ZM7 216L5 217V219L4 220H7V219H9V218H7ZM23 218H24V216H23ZM32 218V217H31ZM35 218V217H34ZM70 218V217H69ZM80 218V217H79ZM114 218V217H113ZM131 218V217H130ZM130 218H129V221H131L130 220ZM144 218V217H143ZM148 218V217H147ZM146 218V219H147ZM160 218V217H159ZM167 218V217H166ZM175 218V217H174ZM178 218V217H177ZM181 218V217H180ZM183 218H185V217H183ZM190 219H192L193 218V215L191 214V217H189ZM197 218V217H196ZM195 218V219H196ZM11 219V218H10ZM14 219V218H13ZM25 219V218H24ZM46 220L48 219V217L47 218H45ZM52 219H54V218H52ZM120 219V218H119ZM118 219V220H119ZM127 219V218H126ZM137 219V218H136ZM141 220H142V217L140 218ZM145 219V220H146ZM165 219V218H164ZM163 219V220H164ZM3 220V219H2ZM1 220V221H2ZM12 220V219H11ZM15 220H17L18 221V218L17 219H15ZM26 220V219H25ZM29 220V219H28ZM27 220V221H28ZM33 220H35V219H33ZM38 220V219H37ZM93 220H94V218H93ZM109 220V219H108ZM111 220V219H110ZM116 220H117V218H116ZM124 220V219H123ZM138 220V219H137ZM148 220V219H147ZM149 220H151V219H149ZM171 220V219H170ZM169 220V221H170ZM175 219H173V221H174ZM176 220H178V219H176ZM0 221V222H1ZM45 221V220H44ZM53 221V220H52ZM52 221H50L51 223H52ZM66 221V220H65ZM70 221V220H69ZM81 221V220H80ZM101 221V220H100ZM103 221V220H102ZM115 221V220H114ZM113 220H111V222L113 223L114 222ZM136 221V220H135ZM140 221V220H139ZM143 221H144V219H143ZM166 221V220H165ZM168 221V222H169ZM173 221H172V223H173ZM2 222H4V221H2ZM1 222V223H2ZM6 222V221H5ZM11 223H12V221H10ZM19 222V221H18ZM49 222V223H50ZM59 222H61V220L59 221ZM89 222V221H88ZM104 222V221H103ZM102 222V224H104ZM106 222V221H105ZM108 222V221H107ZM177 222V224H178V221H176ZM180 222V221H179ZM9 223V222H8ZM22 223H24V221H22ZM21 223V224H22ZM35 223H36V221H35ZM50 223V224H51ZM78 223V222H77ZM76 223V224H77ZM82 223H83V221H82ZM109 223H110V221H109ZM111 223V224H112ZM116 223V222H115ZM120 223V222H119ZM119 223L117 224V225H119ZM124 223V222H123ZM126 223H127V221H126ZM133 225L135 224V222H131ZM141 223V221L140 222H138V223H136V224H140ZM163 223H165L164 221H163ZM13 224H17V222L16 223H13ZM25 224L27 225H29V223H24V224H22L23 226H21V228L23 227L24 228V226H25ZM33 224V223H32ZM50 224H47V225H50ZM55 224V223H54ZM53 224V225H54ZM87 224V223H86ZM99 224V223H98ZM106 224V223H105ZM104 224V225H105ZM122 224V223H121ZM147 224V223H146ZM146 224H145V226H146ZM150 224V223H149ZM157 224V223H156ZM168 223L166 222V225H167ZM171 223H169V225H170ZM176 224V225H177ZM2 225V224H1ZM45 225V224H44ZM52 225V224H51ZM85 225V224H84ZM84 225H83V227H84ZM114 225V224H113ZM113 225H111V226H113ZM132 225V226H133ZM166 225H164L165 226V229L168 227L169 228V226H167L166 227ZM8 226H10V225H8ZM14 226V225H13ZM12 226V227H13ZM16 226V225H15ZM35 226V225H34ZM59 225H57V227H58ZM63 226V225H62ZM79 226V225H78ZM126 226H131V224L130 225H128V223H127V225ZM136 226V225H135ZM135 226H133L134 228L132 229V231L135 229ZM138 226V225H137ZM144 226V225H143ZM153 226V225H152ZM161 226V225H160ZM159 226V227H160ZM172 226H174L173 224H172ZM2 227H3V225H2ZM29 227H31L30 225H29ZM38 227V226H37ZM42 227H43V225H42ZM41 227V228H42ZM49 227V226H48ZM51 227V226H50ZM50 227H49V229H50ZM54 227H56L55 225L53 226V231H54V229H56V228H54ZM64 227V226H63ZM62 227V228H63ZM68 227V224H67V226H66V228ZM117 227V226H116ZM146 227H148V225L146 226ZM145 227V228H146ZM155 227H156V225H155ZM163 227V226H162ZM161 227V228H162ZM176 227V226H175ZM175 227L173 228V229H175ZM177 227H178V225H177ZM6 228V227H5ZM21 228H19V229H21ZM22 228V229H23ZM39 228V227H38ZM58 228H60V227H58ZM65 228V229H66ZM125 228V227H124ZM137 228H139V227H136V229ZM144 228V229H145ZM11 229V227H9V230ZM13 229V228H12ZM28 229V228H27ZM27 229H25L24 228V230H27ZM43 229H45V227H43ZM43 229L41 230V232L42 233H40V234H38L39 236L41 235L42 236V234H44L45 235V233H43L44 231H43ZM49 229L47 230V231H49ZM83 229V228H82ZM89 229V228H88ZM99 229V228H98ZM103 229V228H102ZM112 229V228H111ZM114 229V228H113ZM116 229V228H115ZM118 229V228H117ZM120 229V228H119ZM123 229V228H122ZM143 229V228H142ZM143 229V230H144ZM156 229H158V228H156ZM164 229V228H163ZM162 229V230H163ZM164 229V230H165ZM170 229V228H169ZM168 229V231H171V230H169ZM2 230V229H1ZM8 230V231H9ZM58 230H60L61 231V229H57V231ZM100 230V229H99ZM137 230H139V229H137ZM141 230V229H140ZM147 230V229H146ZM150 230H152V229H150ZM149 230V231H150ZM178 230V229H177ZM180 230V229H179ZM5 231H7V229L6 230H2V233H4ZM7 231V232H8ZM15 231V230H14ZM19 231V230H18ZM65 231V230H64ZM83 231V230H82ZM81 231V232H82ZM119 231V230H118ZM145 231V230H144ZM148 231V230H147ZM154 231H156V230H154ZM158 231H160V229L158 230ZM158 231H156V233L158 232ZM110 232H113V230H110ZM165 232V231H164ZM2 233H0V234H2ZM9 233V232H8ZM49 233V232H48ZM52 233V232H51ZM54 233H55V231H54ZM58 233V232H57ZM62 233V232H61ZM64 233H66V231L64 232ZM68 233V232H67ZM84 233V232H83ZM115 233V232H114ZM114 233H112V234H114ZM127 233H128V229H127ZM133 233V232H132ZM155 233V232H154ZM154 233H151V234H153L154 235V237H155V235L156 234H154ZM160 233V232H159ZM5 234H6V232H5ZM11 234H13V233H11L10 232V235ZM19 234H20V232H19ZM47 234V233H46ZM69 234V233H68ZM121 234H122V232H121ZM145 234V233H144ZM143 233L142 234H140V235H144ZM3 235V234H2ZM2 235H0V236H2ZM8 236L7 238H9V237H11V236ZM24 235V234H23ZM33 235V234H32ZM106 235V234H105ZM115 235V234H114ZM138 235V234H137ZM136 235V236H137ZM139 235V236H140ZM146 235V234H145ZM147 235H148V233H147ZM158 235V234H157ZM164 235V234H163ZM12 236H16V235H12ZM17 236H18V234H17ZM40 236V237H41ZM66 236V235H65ZM85 236H87V235H85V233H84V237ZM100 236H101V234H100ZM134 236V235H133ZM150 236V235H149ZM176 236V235H175ZM36 237H37V235H36ZM46 237V236H45ZM103 237V236H102ZM108 237H109V235H108ZM107 237V238H108ZM127 237V236H126ZM130 237V236H129ZM138 237V236H137ZM146 237H148V236H145V240H146ZM154 237H153V239H152V241H154ZM159 236H157V238H158ZM168 237V236H167ZM17 238V237H16ZM44 238V237H43ZM59 238H60V234H59ZM67 238H69L70 239V236L68 235V237ZM111 238V237H110ZM116 238V237H115ZM119 237H117V239H118ZM120 238H121V235H120ZM135 238V237H134ZM142 238L143 237H140V239L142 240ZM156 238V237H155ZM160 238V237H159ZM175 238V237H174ZM6 239V238H5ZM13 239H15L14 237H13ZM28 239H32L31 237H29ZM28 239H24V241H26L27 240V242H25V244L26 243H28V244H31L32 243V241H34V240H32L31 242H28ZM39 239V238H38ZM72 239V238H71ZM100 239V238H99ZM124 239V238H123ZM136 239V238H135ZM139 239V238H138ZM139 239V240H140ZM144 239V238H143ZM16 240V239H15ZM29 240V241H30ZM36 240V239H35ZM55 240V239H54ZM86 240H88L87 238H86ZM126 240V239H125ZM140 240V241H141ZM145 240H142V241H145ZM180 240V239H179ZM178 240V241H179ZM3 241V240H2ZM38 241H40V240H36V244L38 243ZM43 241V240H42ZM48 241H49V239H48ZM66 241H67V239H66ZM69 241V240H68ZM109 241V240H108ZM120 241V240H119ZM138 241V240H137ZM140 241H138L137 242V244L138 243H140ZM4 242V241H3ZM8 241H5V243H7ZM15 242H17V241H15ZM23 242V241H22ZM45 242H47L46 241V239H45ZM44 242V243H45ZM93 242V241H92ZM91 242V243H92ZM117 242H118V240H117ZM116 242V243H117ZM121 242H122V240H121ZM133 242V243H132ZM131 243H132V245H134V241H132ZM0 243H1V245H2V242L0 241ZM18 243V242H17ZM53 243H55V242H53ZM53 243H51V245L53 244ZM72 243V242H71ZM84 243H85V241H84ZM107 243V242H106ZM109 243V242H108ZM116 243H115V246L114 247H116ZM130 243V242H129ZM128 243V244H129ZM131 243H130V245H131ZM158 243H159V241H158ZM9 244V243H8ZM10 244H12V241H11V243ZM34 244V243H33ZM35 244V245H36ZM57 244V243H56ZM105 244V243H104ZM111 244V243H110ZM127 244V245H128ZM136 244V245H137ZM148 244V243H147ZM13 245V244H12ZM15 245V244H14ZM16 245H18V244H16ZM15 245V246H16ZM22 245H23V247H24V244L23 243H21V247H22ZM35 245H33L32 246V244L30 245L32 248H35L34 249V251H36V247H35ZM38 245V244H37ZM36 245V246H37ZM42 245V244H41ZM61 244H59V246H60ZM64 245V244H63ZM84 245H86V244H84ZM88 245V244H87ZM86 245V246H87ZM124 245H126V244H124ZM141 245V244H140ZM139 245V246H140ZM146 245V244H145ZM5 246V245H4ZM9 245H7V247H8ZM39 246V245H38ZM58 246V245H57ZM58 246V247H59ZM62 246V245H61ZM60 246V247H61ZM72 246V245H71ZM106 246V245H105ZM149 246V245H148ZM22 247V248H23ZM31 247L29 248V247H27V251L29 250V251H31ZM48 247H50V246H47V248ZM59 247V248H60ZM121 247V246H120ZM127 247H130V249H131V246H127ZM138 247V246H137ZM68 248V247H67ZM76 248V247H75ZM85 248H88V246L87 247H85ZM125 248H126V246H125ZM133 248V247H132ZM154 248V247H153ZM3 249H4V247H3ZM14 249H15V247H14ZM26 249V248H25ZM25 249L23 248V252H25ZM49 249H51V248H49ZM48 249V250H49ZM89 249V248H88ZM87 249V250H88ZM111 249V248H110ZM115 249V248H114ZM113 249V250H114ZM117 249V248H116ZM141 249V248H140ZM143 249H144V247H143ZM150 249H152V248H150ZM155 249V248H154ZM2 250V249H1ZM7 251H8V249H6ZM12 250V249H11ZM41 250V249H40ZM64 250V249H63ZM63 250L61 251L62 252V255L61 254H59V255H61L62 256V258H63ZM76 250V249H75ZM86 249L84 250V252H82L83 251V248H82V253L86 256H88L89 254L87 253V254H85V252L87 251ZM90 250H92V249H90ZM89 250V251H90ZM104 250V249H103ZM132 250H134V252H135V250H137V249H132ZM131 250V251H132ZM142 250V249H141ZM140 250V251H141ZM147 250H149L148 248L146 249V251ZM18 251V250H17ZM28 251V254H30V252ZM45 251V250H44ZM57 251V250H56ZM60 251V250H59ZM67 251V250H66ZM70 251V250H69ZM78 251V255H81L80 253H79V250H77ZM100 251V250H99ZM112 251V250H111ZM123 251V250H122ZM127 251H129V248H128V250ZM43 252V251H42ZM71 252H72V250H71ZM75 252V251H74ZM88 252V251H87ZM97 252V251H96ZM143 252H145V251H143ZM142 252V253H143ZM150 252V251H149ZM153 252V251H152ZM7 253V252H6ZM16 253V252H15ZM21 253V252H20ZM32 253H34L33 252V249H32ZM31 253V254H32ZM47 253V252H46ZM49 253V252H48ZM90 253V252H89ZM100 253V252H99ZM122 253V252H121ZM131 253V252H130ZM141 253V254H142ZM154 253V252H153ZM41 254V253H40ZM52 254V253H51ZM66 254V253H65ZM65 254H64V256H65ZM68 254V253H67ZM70 254V253H69ZM95 254V253H94ZM125 254V253H124ZM127 254V253H126ZM125 254V255H126ZM140 254V255H141ZM151 254V253H150ZM162 254V255H161ZM2 255V254H1ZM0 255V256H1ZM5 255V254H4ZM12 255V254H11ZM23 255H24V253H23ZM48 255V254H47ZM70 255H72V254H70ZM106 255V254H105ZM109 255V254H108ZM114 255V254H113ZM124 255V257H126ZM143 255V254H142ZM149 255V254H148ZM8 256V255H7ZM13 256V255H12ZM41 256V255H40ZM56 256V255H55ZM67 257H65V258H68V256L69 255H66ZM77 256V255H76ZM86 256V257H87ZM104 256V255H103ZM102 256V257H103ZM119 256V255H118ZM118 256H115V257H118ZM121 257H122V255H120ZM129 256V255H128ZM10 257V256H9ZM17 257V256H16ZM25 257V256H24ZM36 257V256H35ZM44 257H45V255H44ZM80 257V256H79ZM97 257V256H96ZM114 257V256H113ZM121 257H119V259L117 258V260L116 261H120V259H121ZM124 257H122V258H124ZM135 257V256H134ZM142 257V256H141ZM18 258V257H17ZM17 258H14V263L16 262V260L15 259H17ZM20 258V257H19ZM18 258V259H19ZM23 258V257H22ZM40 258V257H39ZM42 258V257H41ZM65 258L63 259L64 261H65ZM72 258H74V257H71V259ZM88 258L90 259V257L88 256ZM87 258V259H88ZM94 258V257H93ZM106 258H107V255H106ZM105 258V259H106ZM127 258V257H126ZM125 258V259H126ZM138 257H136L135 259H137ZM147 258H149L148 256H147ZM0 259H2V258H0ZM33 259V258H32ZM43 259V258H42ZM56 259H58V258H56ZM75 259H77V258H75ZM74 259V260H75ZM87 259H83V258H81V260H79L80 261V263L79 264H82V263H84V262H87V263H85V264H89L90 262L89 261H87ZM112 259V258H111ZM129 259V258H128ZM152 259V258H151ZM190 259H193V260H190ZM44 260V259H43ZM51 260H52V258H51ZM50 260V261H51ZM53 260H54V258H53ZM70 260V259H69ZM73 260V259H72ZM73 260V261H74ZM85 260V261H84ZM97 260V259H96ZM100 260V259H99ZM109 259L107 258V262H109L108 261ZM127 260V259H126ZM139 260V259H138ZM141 260V259H140ZM2 261H4V260H2ZM13 261V260H12ZM20 261V260H19ZM41 261V260H40ZM60 261H62V260H60ZM67 261V260H66ZM65 261V262H66ZM72 261V264L74 263ZM129 261V260H128ZM127 261V262H128ZM134 261V260H133ZM9 262H10V260H9ZM22 262V261H21ZM21 262H19L20 264H21ZM71 262V261H70ZM78 262V261H77ZM89 262V263H88ZM102 262V261H101ZM107 262H106V264H107ZM115 262V261H114ZM117 262V263H118ZM173 262V261H172ZM6 263H7V261H6ZM18 263V262H17ZM24 263V262H23ZM38 264H39V262H37ZM41 263H42V261H41ZM47 263H48V261H47ZM57 263V262H56ZM76 263V262H75ZM98 264H99V262H97ZM105 263V262H104ZM142 263V262H141ZM143 263H146V261H143ZM151 263V262H150ZM1 264V263H0ZM3 264V263H2ZM33 264H35V263H33ZM43 264V263H42ZM46 264V263H45ZM63 264V263H62ZM93 264V263H92ZM102 264V263H101ZM123 264H124V262H123ZM180 264V263H179Z\"/></svg>",
  "mask_w": 264,
  "mask_h": 264
}]
</instances>
